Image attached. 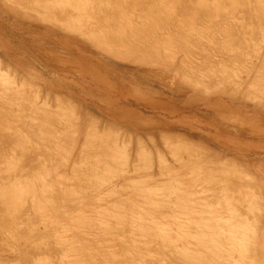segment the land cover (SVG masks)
<instances>
[{
    "label": "rangeland",
    "instance_id": "374dc122",
    "mask_svg": "<svg viewBox=\"0 0 264 264\" xmlns=\"http://www.w3.org/2000/svg\"><path fill=\"white\" fill-rule=\"evenodd\" d=\"M93 1L98 2V0H93ZM93 1L92 2L89 1L87 5H89V3L91 2L93 4V6H92V4H90V7L91 6L94 7V3H96V2L93 3ZM109 1H111L110 3H112V0H108V1H106V0L100 1L99 0V2H101V3H99V4L96 3V4L98 6H100V4H102L100 8L95 4L96 8L98 7L99 10L102 9L100 11V13H104V12H102V11H104L103 6H105L106 12L108 10L107 13H109V15H107L106 12H105V14H103V15H105V18L107 17L106 20L104 19V16L102 15V19H104L103 21H105V23H107V24H105L107 27L110 26V23H112L113 26L114 25L116 26L117 22H120V21H121V23L119 24L120 26L122 25L124 27H126V26L129 27V25H132L133 23L135 24V22H133L134 15H138V19L135 18L136 20L135 19L134 20L138 23L137 24L138 26H141L142 29L147 30V31H145V33L147 32L145 37H143L140 40H137L134 43L133 47L134 46L135 47L132 48L133 49L132 51H130L126 47V45H121L122 47H120V44L114 43V41H111V44L113 43L116 46L112 44L113 48H110V47H112V46H109L110 41L108 42V41H105L104 39H102V37H100L99 34H97V31L94 29L97 27V25L101 24L100 21L102 22V20H97V19L94 20V18L96 17L95 15H97L95 12H94L95 14L93 12H91V10H93L94 8H89L86 5L85 6L88 9L85 8L86 9L85 11L88 10L87 12H84L83 9H80V10H83L85 15H87V16L90 15V17H88V18H87V16H85L86 20H87L86 24L84 23L85 20H83V19L81 21H79L81 18H84V15H83L84 13L82 11H80V12H82V14L79 13L80 15L78 17L76 16L75 18H72L71 19L72 21L69 23L70 20L69 21L63 20L62 22L61 21L59 22L58 20H62V18L57 19L58 16L54 13H49L50 15L49 14L48 15H43V14L40 15L38 13H35V14H37V16L36 15L29 16V17L25 18V20L22 18L19 19V18L14 17L13 15L9 14L8 11L3 10V8H0V72H3L5 74L9 75V77L11 79L8 82L9 83L12 82L14 85L13 87L11 86L12 83L9 85L10 86V88H8L9 94L13 93V94H11V95H14V96H12L13 98L15 97V95H17L18 97L14 98L15 100H17V98H18V100H19V98H22L25 100V101H23L20 99L23 102H20L19 104L21 105V103H24L21 105L23 107H21V106H18V104H17V102H19L20 100L16 102V101H14V99L11 98L12 99L11 100L12 101L11 102L12 103L11 104L12 109L8 108L9 112H8V109L5 108L6 104L4 106L2 104L3 108H0L1 113H2V110L4 108L7 111L5 109L3 111L4 112L6 111L9 113V116L7 115L8 119L7 118L5 119L6 121L9 120L8 122L11 123L10 120L14 119V125L12 124L13 123V121H12L10 126L13 125L16 129V132H18V133H15L14 132L15 129H13V131H12V127L10 128V126L8 127L9 129L6 128L7 133H5L6 131L3 132L4 130L3 129L1 130V127H3L5 129L6 126H3V125L7 124L8 122L5 123V121L3 122V120H0V125L3 124L0 127V131L3 133L0 132V134H2L5 137V139L9 138L8 136H11L10 130L12 131V134L14 136L17 134L16 135L17 136V142L15 141L17 144L13 143L14 139L9 138L10 140L12 139L11 143L14 144L15 146H11V147H13L12 149L11 148H8V149L5 148L7 150H5L4 148L2 149V147H5V143H3L4 138H2V136L0 135V139H2L1 140L2 142L0 141V146H1V143H3L2 144L3 146L0 147V149H2V151H0V152L2 154H5L6 151H9V152L11 150L14 151L13 155H12V153L10 155L11 158L8 155L10 153L8 152V154H7V152H6L5 162H4V155L0 156L1 157L0 159L3 160V162H4L3 163L0 160V163H1L0 166L4 165V169L2 168V166L0 167V170L2 168V173L7 169V167H8V169H7L8 171H5V172L8 174L13 173V176L10 174L8 176H11V177H6L10 181V182H8V180L6 181V178H5V180H3L4 177L7 176L6 173L4 172L5 174H1V171H0V174L2 175V176L1 175L0 176H1V178H3L2 180L0 179V192H1L0 197L2 198V197L7 195L6 197L10 198L11 196H13L12 200L10 199L11 202H10V200H9V203L6 201L8 205H10L11 203H13L15 201L17 202V200H18L17 203L21 202L20 205H22V206L25 205V206H27V208H29V209H27L26 207L25 208L20 207V205L17 203L15 204L17 206H15L13 203L10 205L11 207L8 206L6 203L4 204L3 202L0 204L1 205L0 206V214H1L0 215V224H1L0 227L3 228V224L5 222H6V224H9V226L12 223L11 224L12 228H15L17 226L16 229L18 231L17 232L16 229H12V230H15V232H13V231H10L11 233L8 232L9 227H8V225L6 226V224H4V226L6 228H8V230H6L5 227L3 229H0V232H2V233H3L2 230H4V229H5V232L7 231L6 233L4 232V234L0 233V244H2L1 246L4 247V248H0V251L3 249H5L7 251L9 249V246L12 247L11 244L15 243V245L17 247L14 245L12 247V249L15 247L14 250L18 248L19 252H23V254L21 253L22 255L20 254L21 258L24 260L23 261L21 259L23 262L20 260L21 264H23L24 262H25V264H30V262H32L33 259L35 260V262L33 260V262L35 264H60V263L61 264H63V263L68 264L69 261H70V263H71V261L73 263L74 262L79 263V262H81V258L83 260L87 258V257L84 258L85 256L83 257L84 250L79 249V247H78L81 244L80 247L82 248V242H84V240H86V243L87 242H95V243H94V245L92 243H88V244L85 243L84 248H86V245L87 246L89 245L88 246L89 249H86L85 251L86 252L88 251V253L91 257L87 255L88 260H85L86 262L82 260L84 262V264H92V262H93V264H97L96 263L97 261H98V263L103 262L104 264H107V263L108 264H110V263L116 264L114 262H116L117 259H118L117 264H119L120 260H121L122 264H133L134 259H132V258L134 257L135 254H136V256L140 257L139 258V257L135 256L136 257L135 263L140 262V264H143V262H145L146 264H151V263L155 262L153 264H161V263L163 264L164 262H166L165 264H169L170 263L169 261L172 260V262H171L172 264L174 262L176 264L177 263L180 264L181 261H182L181 264H183L184 263L183 260L185 259L186 254H188V255H189V253H191L192 255L194 254V253H192L194 248H196V247H194V246H196L194 244H197V246H198L196 248L197 250H201V249L204 250L203 248L199 247V244L202 242V241H200L201 239H199V236L202 235L201 233H203V232H204V234H203L204 236L206 234H207V236L208 235L211 236V238L205 236L204 239L206 237L209 240L211 239L212 243L210 242V244H212V245L214 244V242L218 241L217 239L221 240V242L220 243L218 242V243L220 245L221 244L222 245L216 246L215 250L217 248H222L224 245H226L223 247L224 249H225V247L229 248L228 244L230 243L231 247H230L229 251L233 253L234 251H231V249L233 248L232 247L233 244L235 246V249H237L236 252L241 251V249H244L246 251L247 242H245L246 240H243V239H245L244 238L245 235H246V237L251 236V233H253L252 231L257 230L258 231L257 232L258 233L257 234V236H258L257 237V240H258L257 244L258 245H256L257 254L251 253V256L257 257V258H255L257 263H255V261L254 262L250 261L249 254L247 252H244V250H242L241 252L245 253L244 258L246 260H244L242 258V256H240L241 254L238 255L236 252H235V255H231V254H229L230 252L226 249L227 252H225V253H227L228 256L231 255L232 258H230V256L228 257L230 259H236L235 258L236 256H238V257L240 256L242 258V260H244L245 263H243L242 260H241V263H239V260H238L239 258H238L237 263H239V264H253V263L254 264H264V97H262L260 94H258L257 85H255L253 83L254 79H256V77H257V74L260 73L261 68L259 66H256V62H257V60H255L256 58L255 59L251 58L253 56V54H259V52L260 53L264 52V48H262V47H264V42H263L264 38L261 39L259 37L260 35L258 37L256 36V34L257 35L261 34V33H259L260 29L258 28V24H259V27L261 28L262 34H264V25H263V27H261V25L264 23L263 22L264 18L262 16H260V15H264L263 14L264 8H261V7H264L263 6L264 0H262V1L260 0L263 3V5L258 0H257L259 3L258 5L256 4L257 3L256 0L255 1H253V0H247L246 1L245 0L246 4H244L242 2L244 0H233V1H236L234 6H233V2H231L232 0L231 1L222 0L225 3L231 2V3H229V4H231L230 9H227L229 7V5L226 4L228 6V7H226L225 3H223L220 0H218V2L216 0V3H219V5H217V6H215L216 3L213 2L214 0L213 1L209 0L211 2V3L208 2L209 5L203 3L204 6H202L201 2H203V1H201V0H198L200 2L197 1L196 6H195L196 0H191V1H194L195 4L193 2H190V0H186L187 3L184 0H182V2H181V0H177L179 2L178 8H180V6H182L181 8L184 11L181 8L177 9V6H175V4H171V2H169L170 5H169V3L167 4V0H161V1H164V3L161 2L160 0H159V2H157L158 0H154V2L152 0H142V1L139 0L142 4L139 3L138 0H130V1L124 0L123 3L126 6L129 2L133 4L132 5L133 7L131 6V4H128L129 5L128 8L131 7L130 10L134 12V15H133V12L131 13L130 10L125 6L129 10L128 16H130L131 19L128 18L127 13H125V11H121L122 8L124 9V5H122V2H120L121 4H119L122 6H119L117 4V7H116L115 6L116 0L114 1L115 5L113 3L110 4ZM117 1L119 2L120 0H117ZM127 1H128V3H126ZM168 1H172V0H168ZM173 1H176V0H173ZM240 1H241V3H240ZM105 2H106V5L104 4ZM151 2L153 4H151ZM155 2H157L158 4ZM180 2L182 4H180ZM183 2H184V4H183ZM237 2H239L241 4V6L239 3H238L239 5H238ZM247 2L248 3L254 2V3H251V4H253L252 6H246L248 4ZM150 4H151V6L157 5V7H159V4H161L163 7L165 6L164 9H166V10H163L164 14H161V13H163L161 11H156L158 9L161 10L160 8H157V9L155 8L156 10L152 9L154 6L150 7ZM190 4H192L193 7ZM210 4H212V5H210ZM221 4H224V5L221 6ZM251 4H249V5H251ZM255 4L257 5V8H256ZM173 5H174L175 9L172 7ZM205 5H207L209 8H211L213 10L211 11L210 9H207V7L204 8ZM242 5H245V6L242 7ZM109 6H111L110 9H112V10H113L112 7L115 6L116 10H115V8H114V10L116 12L118 10H120L119 11L120 13L118 12V15H117V13L114 10L109 12L110 11L108 8ZM186 6L188 7L189 11H188ZM189 6L192 9H190ZM199 6H202L203 8L199 7ZM235 6L237 8H240V10H242V11H240L237 8L235 9L234 8ZM258 6H260V7L258 8ZM119 7H121V9ZM141 7L143 9L145 7V9L143 10ZM163 7H162V9H163ZM252 7H253V9H252ZM96 8H95V11L97 12ZM149 8H151V11L147 10ZM198 8H200V9H198ZM216 8H217V10H215ZM89 9H90V14H87L89 12ZM167 9L169 12L172 11L171 13L167 12L169 14L168 16H166L167 13H165L167 11ZM218 9L220 12L218 11ZM231 9H233V10H231ZM257 9H259L260 11ZM56 10H53V12H55ZM145 10H147V13H145V15L147 16L149 14L148 16L151 17L150 20H149L148 16H147V18H146V16H143L144 12H146ZM152 10L156 11V12H154V14L156 16L152 13ZM179 10H182V11H179ZM193 10L194 11L196 10L197 13H196V11L192 13L191 11H193ZM222 10H223V13H222ZM229 10H231V11H229ZM185 11H186V13H185ZM224 11L226 13H224ZM257 11H259V12L257 13ZM56 12H59V11H56ZM114 12L116 13V15L114 14ZM200 12H201V14H200ZM204 12H206V13H204ZM251 12H253V13H251ZM254 12H255V14H254ZM112 13H113V16H110V15H112ZM219 13H220V15H218ZM221 13L223 14V17H222ZM52 14L54 16L55 15L56 16L55 17L53 16V18H52ZM119 14H121V15L124 14L125 17L121 16V20L117 19L118 20L117 21L115 19L116 23L113 22L112 20H114V19H112L111 17H113V18H115L116 16L119 17L120 16ZM249 14L251 15L250 17L248 16ZM256 14H257V17H256ZM92 15L95 17L93 18ZM139 15L142 16V18L139 19V17H140ZM162 15H163V17H161ZM91 16L93 19L91 18ZM108 16L111 18V20L110 19L109 20L112 21V22H109V24L107 21L109 18ZM126 16H127V19H126ZM49 17H51V20ZM118 17H116V18H118ZM135 17H137V16H135ZM152 17L155 18L154 21H153ZM159 17H161V18H159ZM230 17H232V18H230ZM89 18H91V19L89 20ZM96 18L101 19V14L98 13ZM55 19H57V20L55 21ZM156 19H159L158 20L159 23L155 22ZM245 19H247V20H245ZM252 19H253V21H252ZM129 20H131L133 23L132 22H131V24H130V22L128 23L127 21H129ZM245 21H247L248 23ZM259 21H260V23L261 22L262 23L260 24ZM140 22L142 24L145 23V25L144 24L139 25ZM252 22H254V23L252 24ZM59 23H61V24H59ZM76 23H77V25H76ZM80 23H82V24L84 23L85 25L84 24L80 25ZM156 23H158V24H156ZM74 24L77 27H75ZM172 24H173V26H172ZM174 24H176V26ZM119 25H117V26H119ZM82 26H84V27H82ZM167 27H169L168 30H167ZM237 27H238V29H237ZM256 27H257V30H256ZM229 28L232 30V32L230 31ZM225 29H226V32L228 34H230V35H228L226 33L225 35L226 36L228 35L227 37H225L224 33H223V32H225L224 31ZM233 29H234V31H233ZM178 31H179V33H178ZM254 31H257V32H254ZM245 32L246 33L250 32L252 34L251 35L249 33L246 34ZM253 35L257 38H260V39L254 38ZM229 36H231V37L233 36L232 37V39L234 38L233 42L231 39H230L231 42L229 41V39H228ZM246 37H247V39H246ZM262 37H264V36L262 35ZM99 38H101V40ZM155 38H157L159 40L158 43H156L157 40ZM153 40L154 41L156 40V41L154 42ZM190 40H191V42H190ZM257 40H258V43H257ZM99 41H101V44H103V45H101ZM97 42H99V43H97ZM104 43H106V44L109 43V45L107 46ZM233 43H235V44H233ZM241 43H243V44H241ZM259 43H261V46H260V48L259 47L258 48L259 49L262 48L263 49V50L261 49L262 52H261V50L256 49L254 47L255 45L257 47V44L259 46ZM230 44H231V46L233 45L234 47L236 46L237 48L235 47V49H232L234 47H231V48L226 47L227 45L230 46ZM104 45H106V48ZM250 45L251 46L253 45V46L251 47ZM247 46H249V48ZM251 48H254L255 50H253L251 52L250 51V50H252ZM236 49H238V50H236ZM248 51L250 52L251 55L249 54ZM106 56H109V57H106ZM224 57H226V59ZM40 58H41V60H40ZM43 59H44V61H43ZM220 63H222L224 65H220ZM164 65H166V66H164ZM142 66H144V67H142ZM163 67H165V68L163 69ZM122 68H124V69H122ZM166 68L169 70H172V71L171 72L167 71V70H165ZM128 70H129V72H127ZM124 71H125V73H124ZM149 71H150V73H149ZM197 71L199 72L198 75H196ZM201 71H202V73H201ZM131 72H133L132 75H130ZM151 72H153V73H151ZM154 73L156 74V77H155ZM207 73L213 74V75H211L210 78H206L204 80L202 76H204L203 74L207 75ZM157 75H158V77H157ZM199 76H201V77H199ZM200 79H203V80H200ZM170 80H172V82ZM212 80H213V83H212ZM195 87H196V89H195ZM16 88H17V92H15ZM11 90H14V92H12ZM19 94H21L22 97ZM24 96H25V98H23ZM13 103L18 106V107L15 106V108L21 107L20 109H22V108H25V109L21 110V112H20V109L13 108V106H14ZM206 103H208V104H206ZM9 104L10 103H7L8 107L11 106ZM25 105L30 106L31 111L27 110V109H29V107L25 106ZM61 106H64V108ZM68 107H71L72 109H70ZM37 108L43 109L44 111L49 113V115L47 116V117H49V119L46 118V119H48V120H46L44 118L45 120H43V121H44V125L46 124L44 126L45 129L46 130L49 129V131H46V132H51L52 129H56L54 132L52 130V132L50 133V134L53 133L52 138L49 136H46L44 138L42 136V134H40V135L38 134V132H37L38 128H35V126L38 127L37 124L41 125L43 121L41 120L40 117H37V114H36ZM10 110H14V112H15V114L13 113L15 116V117L13 116L14 118H10L12 116L11 115L12 113ZM28 111H30V112L27 113ZM1 113H0V117L3 116V115L1 116ZM30 115H32V116H30ZM25 116H26V118H25ZM0 119H3V118H0ZM37 119L40 120L41 123L38 122ZM27 120H29V121H27ZM26 121L29 123H27ZM48 121L53 125V127L50 126V124H48L49 123ZM7 126H8V124H7ZM24 126H26V127H24ZM47 126H49V127H47ZM22 127L25 129L27 128V129H31V130L26 129L27 131H24V129H22ZM58 130L61 131V133ZM56 131L60 135L63 133L62 135L65 139H63L62 136L60 137V135H59L60 138L56 137L55 136ZM158 131H160V132H158ZM4 133H5V135H4ZM8 133H10V134H8ZM18 134H21V135H18ZM46 134L48 135V133H46ZM33 135L34 136L36 135L37 138L39 136H42V137H40L41 139L39 138L41 141L38 140V142H37V140H36L37 138H35ZM14 136H11V137H14ZM50 136H52V135H50ZM54 137L56 138V140L52 141V142H55L56 145H58V146L54 145L51 142V140ZM42 138H44V139L49 138L48 139L49 141H46V142H47V144H50L48 142L52 143L51 145H53L52 150L54 153L49 148L50 146L44 143L45 140ZM57 139H62V140L57 141ZM10 140L6 139V141H4V142H6V144H7V142ZM30 143H33V144L37 143V145L35 146V145L30 144ZM8 145H10V143ZM32 146H35L36 148H34ZM115 146H116V149H115ZM16 147L19 150H17ZM110 148H111V150L113 148L114 151H109V152H112L113 154L116 153L113 157H116V155H118V154H119V157H122L119 159L120 162L116 161L117 164L113 160L114 159L113 157H112L113 161L108 160L106 158L109 155L108 149H110ZM9 149H11V150H9ZM30 149H31V153L29 154L28 152H30ZM3 150L5 152H3ZM104 151H106L107 154ZM26 152L28 153V155ZM47 152L48 153L51 152L50 153L51 155L50 154L46 155V154H48ZM100 152H104V155H101L103 153L100 154ZM25 153L28 156V158H27V156L25 157V155H24ZM112 153H111V155H112ZM121 153H122V155L123 154L124 155L121 156ZM21 155H24V158L28 159L26 161L30 162V163L25 162L26 163L25 167L28 166L27 168L23 167L25 165L24 162H23V165L21 163L24 158H22V161H20L21 160L20 157H23ZM93 155H95L94 159H93ZM98 155H100V156H98ZM111 155H109V156L111 157ZM32 156L35 159H33ZM140 156L141 157L143 156V157L140 159ZM6 157L7 158L9 157V158L7 159ZM45 157H47V159ZM144 157L145 158L147 157V160H149V158H150V160L147 161ZM44 158H45V160H44ZM98 158H101V159L99 160ZM103 158H104V160H105V158L107 159V163L104 167H106L107 165H108V167L112 166L111 165V164H113L112 162H114V164H116L117 167L119 166V164H124V166L121 165L122 167L121 166L118 167L119 173H118L117 169L115 171H114V169H113V171L111 170L112 172H110V173H109V171L104 169L105 171L108 172V174H110V175H107L105 173L107 179H104L105 177H103L104 175L101 176V173L104 172L103 171L104 167L102 168V165H103V163L105 164L106 160L104 162H102ZM116 158H115V160H117ZM18 159H20V160H18ZM40 159H42L41 161H44L43 162L44 167H43V169L41 167V170L38 169V168H40V166L38 167L36 165L37 162H38V165H40V164L42 165V163L39 162ZM13 160L15 162H13ZM108 161H110V162L112 161V162L108 164ZM96 162H97V164H98V162H99V164L102 162L101 163L102 165L101 164H100V166L97 165L98 166L97 167L95 165ZM19 163H21V164H19ZM8 164H9V166H8ZM27 164H30V165L32 164V165L30 166ZM144 164H146V165L149 164V165L147 167ZM18 165H19V167L21 165V168L23 167L22 168L23 170L20 171ZM48 165H49V167L47 168ZM229 165L230 166L232 165L231 166L232 171L227 170V168H225V167H229ZM34 166L35 167L37 166L38 168L36 167V169H38V170H36L34 168H32V169L30 168V167H34ZM51 166H52V168H51ZM92 166H93V168H92L93 170L96 167L98 168V170L95 169V171L92 172V175H93V173L95 175V179L97 178L96 180H94V178H92V175L89 173L90 172L89 168ZM100 167H101L102 171L100 170ZM200 167L202 170L205 169L204 170L205 172L203 171L204 174H203L202 170L200 169ZM232 167L235 168L234 171H233ZM28 168H30V169H28ZM196 168H197V171L200 170L198 172L199 174L197 172L195 173L196 170H194V169H196ZM224 168L226 171H229V173L231 171L232 175L231 174L229 175L228 172H227V174H225L226 171H223ZM16 169H17V172H16ZM24 169H25V172L27 175H28V172H31V170H33V169H34L33 171H35V173L37 171L38 172L36 174L33 172L29 173V174H32L33 177H30L31 175H29V177H27V176H25L26 175L25 174L23 176V179H22V175L25 173ZM140 169L141 170L143 169V171H141ZM99 170H100V172H99ZM108 170H110V169L108 168ZM96 171L98 173H100L99 174L100 176L97 174L98 176L96 177V174H95ZM193 171H194V173L192 174ZM237 171L239 172V174ZM18 172H19V175H18ZM233 172H235V173L233 174ZM21 173H22V175H21ZM112 173L114 174V176L112 175ZM128 173H129V175L130 174L131 175L129 176ZM205 173L209 175V176H207V177H209L208 181H207V177H205ZM222 173H224V174H222ZM16 174H17V176H15ZM226 175H228V178H226ZM107 176H109L110 179ZM233 176L234 177L236 176L235 178L238 180H236ZM197 177H198V179H197ZM31 178L34 180H30ZM45 178H46V180H45ZM48 178L49 179L51 178L50 181L52 183L54 181H56V182L53 183V185H52V183L49 181ZM62 178L64 179V181H62V182H65V184H66V187H65V184L63 185V189H64L63 193H61L62 191L59 190V189L62 190V188H60V187H62L63 183L62 182L60 183L58 181V179L61 180ZM188 178H189L188 181H190V182L187 181ZM200 178H202V179H200ZM230 178H232V180L234 178L235 180L232 181ZM100 179L103 180V182H105L106 184H104V185L102 184L103 185L102 186L101 183H103V182H101ZM193 179H194V181H193ZM222 179H223V181H222ZM225 179H229L228 182L232 181L231 184L229 182V185L233 186V183H234L233 188L234 187L235 188L233 189L232 186L227 185L228 182ZM21 180L22 181L24 180L25 182H22ZM97 180L101 183H99V182L96 183ZM142 180L143 181L146 180L147 181V182L145 181L146 184ZM5 181L8 182L7 185H9L11 183L9 185L10 187H7V189H6V187H4V186H6ZM107 181H109V182H107ZM137 181H138V183H137ZM237 181H239V182H237ZM1 182H3V183H1ZM57 182H59V185H61V186H58L59 188L56 186V184L58 185ZM78 182L81 184V186H79L80 184L78 185ZM94 182L96 183L94 185L95 187L93 185H91V184H94ZM187 182H188V184H187ZM199 182L202 184L200 187H198V185H200ZM139 183L141 186L136 185ZM33 184L38 185L39 190L41 189V187H43V189H41L43 191V193L41 192L42 195L45 193H48V191H51L50 193H52L53 189L51 186H53V188L56 187V190H59V192L61 193V196H62V194H64L65 197L62 198L63 196L61 197L59 192H57V191H56V193H58V194L56 197V194H54L55 189L53 192V196H48V194H45L44 196L40 197V198H43L41 200L46 199L45 201L52 199L51 202L49 201L50 204L48 202V205H51V207H48L47 202L45 204V202H42L39 199V195H40L39 193L37 194L34 192H29V190L33 187ZM44 184H45V186H43ZM110 184H111V186H110ZM128 184H130V186L132 188H130V186ZM148 184L150 186H148ZM170 184H171V186H169ZM192 184H195V185H192ZM235 184L237 186L241 185L242 189H243V187H246V189L248 187V189H250L252 191L248 190L246 192L245 188L242 190L240 186H239L240 188L236 187ZM75 185L79 186V188L74 187ZM191 185H192L193 189L191 188ZM1 186H3V187H1ZM82 186H84L85 188H83ZM92 186L94 188L91 189ZM135 186L139 190L135 189ZM48 187L50 188L49 190H48ZM67 187H69V189L71 187V189H72V190L70 189V191L67 192L68 195L65 192V190L68 191ZM99 187H100V189L98 190ZM105 187H106V189H105ZM114 187H116V188L114 189ZM148 187H149V189H148ZM159 187L165 188V189H161V190L157 189L156 190V188H159ZM172 187H174V189L177 192H179V189L178 190L176 189L177 187L182 188V189H180V191L183 190V191H181V193L182 192L185 193L186 192L185 189H187V194H190V195H187L186 193H185L186 195L184 194V196L180 195L181 193L180 192H179V194L176 193L175 190L171 189ZM190 188L192 189V191L194 190V193H196V194L192 193ZM236 188L239 190L238 194L242 190L241 196H238L237 194L234 193L235 190L237 191ZM74 189H80V192L78 190L76 192V190H74ZM94 189H96L95 191L97 193L99 192L97 195H102L103 193H104V195H106L105 191L110 189L109 190L110 195L108 192H107V194L111 197L108 196L109 198L107 200V197L105 196L106 198L103 197L104 200H101L102 196H100V197L98 196V200L100 201L99 205H98L97 195H95L96 198L94 195H92L93 193L96 194V192H93V193L91 192V191H94ZM111 189H113V191ZM140 189L143 191V194H141L142 192L141 193L139 192ZM253 189H255V190H253ZM134 190L138 193L137 194L138 196L142 195L141 199H140V196H139V198H137L138 196L136 198H134L136 196V194L134 193ZM146 190H148V192L150 190H153V191H151L152 193L149 192L152 195L150 196L149 193L146 192ZM172 190H173V192H175V194H173ZM83 191H85L88 195L87 194L85 195V192H83ZM158 191H160L161 193ZM170 191L172 193V195H170V196L171 197L174 196L173 198H170V196L167 195L168 192L170 194ZM221 191L223 193H219ZM4 192H6V193H4ZM8 192L10 194H8ZM19 192H21L23 194H21ZM118 192H120V196L117 195V194H119ZM202 192H204V193H202ZM228 192L230 193V195ZM243 192H245V193H243ZM257 192H259V193H257ZM13 193L15 195H17L16 199H14L15 201H13V198H14ZM16 193H19V194H16ZM69 193L71 195L74 193L73 195H75V196L73 197V195L71 196V195H69ZM80 193H81V195L84 194L82 196L83 198L79 195ZM89 193H91V194H89ZM113 193L117 197L114 196ZM132 193H134L133 194L134 197L132 196ZM147 193H148V196H150V198L148 196L146 197L144 195V194L147 195ZM155 193H157V195ZM159 193L161 194V196L158 195ZM226 193H228V195H226ZM30 194H31V197L33 196V194L35 196L37 195L38 197H35V196H33L32 198L30 197L31 198V202H30V201H28ZM176 194L180 195V199L178 198V200H176V197H177ZM199 194H200V196H199ZM214 194H215V196H214ZM249 194L250 195L252 194V197H253L252 199L250 198ZM255 194H256V196H255ZM27 195H28V197L27 198L25 197L27 200L26 201V200H24L23 197L27 196ZM49 195H51V194H49ZM54 195H55V198H53ZM91 195L94 196V199L96 201L94 199H91L92 198ZM153 195L154 196L156 195L157 197L160 196L159 199L161 197L163 198V196H166L164 198L166 200H164V199L159 200L160 202L162 201V203L164 201L163 205H162V203H160L161 207H157L158 202H156V201H158L157 200L158 198L156 196L154 197ZM194 195H197V196L195 197ZM219 195H220V197H219ZM223 195H224V197L225 196H227V197L224 198V197H222ZM46 196H47V198H46ZM131 196L135 200L131 199ZM144 196L146 197L145 198L146 201H145V199L142 198ZM168 196H169V199H168ZM191 196L194 197L193 200L191 199L193 202V206H192V204H190V203H192L191 200H188V199L192 198ZM233 196H235V198ZM6 197H4L5 199H3V198L2 199L4 201L8 200V199H6ZM84 197H86L85 198L86 201H84L85 200ZM183 197H186L185 199H187V200L183 201L184 202L183 206L188 205L189 208L191 207V212H190L189 208H187V207H185V208H187L186 209L187 211L185 209L178 210L177 208H179V209L183 208V207L180 208L182 206V203L180 206H179V203H176V205L174 204L175 201L179 202L180 200H182ZM200 197H202V198H200ZM231 197H232V199H231ZM236 197L239 199H237ZM240 197H243L244 199L240 198ZM33 198H34V200H33ZM148 198L151 202L147 200ZM21 199H23L24 202H23V200L21 201ZM37 199L40 201L41 204L38 202ZM53 199L55 200V202ZM119 199H121V204H122V205L120 204L121 209H124V206H123L124 201H122V200H125L124 205L126 206L129 204L128 207H130V208L132 207L131 203L135 202L133 204L134 206L136 203L137 204L140 203L139 211L137 210V208H135L136 210H134V211H136L135 212L136 214H137V212H138V214H141V213L143 214V212L146 209H148V211H150L152 209L149 212L150 215H153L154 213H155V215H158V214H156V212L158 213V211H159L158 208H161L162 210L160 209V212L164 213V214L161 213L164 217H162V215L161 216L158 215V217L160 218L159 219V218H157V216L156 217H155V215H153V216L156 219H158L156 221L157 223L161 222L163 220L161 222L162 224H160V223L157 224L153 220V222L155 223V224L153 223L154 226H151L152 221L150 222L151 224L149 223V225H147L148 223L146 224L144 222L147 226H149V227L151 226V228H149V229L145 228L147 230L141 229V231H140L139 228L141 226L143 227V225H144V223H143V225L138 226L139 228L136 229V226H135L136 224L134 226L131 224L132 222H133V224L136 222V221L135 222L131 221L132 219H135V217H131L133 214L130 215L131 214L130 211H132V210H129L128 207L125 208V209H128L125 212H123L124 210L123 211L120 210V207L118 210L117 205H119V201H118ZM129 199H131L132 201ZM142 199L145 202H143ZM154 199H156V200L154 201ZM170 199L171 200L174 199L171 201L172 205H169ZM217 199H221L224 202V206L226 207V209L227 210L229 209V212H227V213H229V216H227L228 214L226 216H216L215 213L212 212V209L209 206L210 201H213V200L215 201ZM240 199L245 200V201L243 202ZM126 200H127V202H129V201L130 202L127 204ZM205 200H206V202H205ZM81 201H82V204L80 203ZM91 201L93 202V204L97 203L98 207L96 206L95 207L96 209L94 208L95 205H93L91 203ZM102 201L105 204L101 203ZM238 201L239 202L241 201L240 203H241V206H243V208L246 207V206L244 207V205H248L246 208L250 207L249 204H246L249 202H251L250 204L253 205L252 207H254V205H255V207H254L255 209H258L259 207H261L258 209L259 212L257 213L261 217L260 216L257 217L256 216L257 214L255 215V213L257 211V210L255 211V209H253L254 211H252V212L248 211L251 209H246L244 212V209L241 208ZM26 202H28L27 205H26ZM52 202L54 204L55 203L56 204L54 205ZM58 202L61 204H59ZM87 202H89V203H87ZM147 202H148V205H147ZM166 202H167V205H164ZM201 202H202V204H201ZM203 202H205V204L208 205V207L206 205H204ZM228 202L232 203V205L229 204ZM79 203H80V205H79ZM149 203H150V205H149ZM151 203L153 206H156L158 210L156 209V207L151 206ZM155 203H157V204L155 205ZM185 203H186V205H185ZM32 204H34V205H32ZM87 204H89V205L87 206ZM35 205H37V207L34 209L35 210L37 208L40 209L41 214L38 213V211H37L38 209L36 210V212H37L36 213L35 210L31 208V207H34ZM38 205H39V207H38ZM57 205L59 206V207H57V211L58 212L61 211L59 214L55 213L56 212L55 209H56ZM85 205L87 207H89L91 205L92 211H93V209H94V211H96L99 208V206L101 208H99L94 213V211L91 212V210L89 209L90 207H89V208H87L89 211L87 209L84 210L87 213V214H85L84 211H82V209H81L82 206H84L83 209H85L86 208ZM109 205L111 208H112L111 205H116V206H113V208L116 207L113 209V212H115V210H116L117 212H115V213L120 215L119 216L120 218L117 217V215H113L111 217L109 216V213L112 211V209H111V211H109L110 210V207H108ZM143 205H145V206H143ZM173 205H175V207ZM256 205H257V207H256ZM28 206H30V207H28ZM61 206H63L62 208H64V210H59V208L62 209ZM69 206L71 207L70 208L71 210H73L76 207V209L73 210L75 212L71 211L72 215L70 213H68V212H70ZM104 206H105V208H103ZM122 206H123V208H122ZM134 206L132 209H134ZM168 206H170L172 208L174 207L175 209L169 208ZM1 207L3 208V210L1 209ZM40 207H42V208H40ZM47 207L49 209H47ZM52 207L54 209H52ZM135 207H137V206H135ZM201 207H202V210H204V211L200 210ZM228 207H230V208H228ZM141 208L144 211L141 210ZM144 208H146V209H144ZM153 208L156 210H154ZM195 208H196V211L192 210ZM4 209L5 210L7 209V212H9V215H8V213L5 211L6 214L8 216H10L9 218H8V216L3 214ZM79 209L81 210V212ZM163 209H165V210H163ZM176 209L178 212L176 211ZM206 209L208 210V214L211 216V218H210V216H208V214L207 215L205 214ZM17 210L19 211V213H17L18 215L16 213L11 214V212H15V211L18 212ZM105 210L107 213L109 212L106 215H104L106 213ZM207 210H206V212H207ZM230 210L233 213L230 212ZM42 211H43V213L45 211L46 214L49 215V217L52 219H50L48 216H46L45 213H44V215H42L43 214ZM49 211H51V212H49ZM62 211H68V212H66V214L63 212V214H65V215L70 214V216L65 217L64 215H60V214H62ZM98 211L100 213H97ZM103 211L105 213H103ZM127 211H129V212H127ZM198 211H200V212H198ZM209 211H211V212L209 213ZM236 211H238V213L240 215L238 213H236ZM247 211H248V213H247ZM145 212H147V210ZM145 212H144V214H145ZM160 212H159V214H160ZM175 212H177V213H175ZM179 212H180L181 216L179 215ZM186 212H187V214H185ZM192 212H197V215L193 216L194 213H192ZM202 212L204 213L203 217H202V215H199ZM32 213H34V214L32 215ZM35 213L37 214L36 215L37 217L40 214V215H42L43 218L45 216V217H48L52 221L48 220V218H44V219L48 220L47 222L43 221L42 217H40V215H39V217L41 219H38V218H36ZM101 213H103V215ZM120 213H122V215ZM123 213L124 214L130 213V214H126V215H130V216H126L127 219H125V218L121 217L124 215ZM190 213L192 216H190ZM211 213H214V214H211ZM259 213H261V214H259ZM23 214H26L27 218H30L31 216H32V218L29 220H26V218L22 219V218L26 217ZM74 214H79V216L80 215L82 216V214H83L84 217L86 216L87 219L90 220L87 222H91L90 218H92L93 219L92 224L88 223L90 226L93 225V221H95V219H96L97 222L94 223L95 225L91 226V228L95 226L96 230H95V228H93L95 231L93 230L90 232L89 231L90 227H88L89 225L86 227L87 223L84 225L82 223V225L85 226V229L89 228L88 230H85L86 231L85 232L84 229H82L84 227H82L80 224H77V223H81L80 220H83L82 222H84V219L86 217L83 218V216H82V219H79L80 222H77V220H78L77 216L78 215L75 216ZM165 214H166V218H165ZM172 214H176V215H172ZM233 214H235V216ZM28 215H31V216L28 217ZM87 215H89V217ZM169 215L170 216L172 215V216L169 217ZM205 215L207 217H209V219H207V217ZM250 215H253L255 217V219L257 218V221H255L254 217H252ZM12 216H14V217H12ZM63 216H64V218H67V219L68 218L71 219V216L74 217V220H71V221L69 220V222L71 223L72 221L76 220L75 224H73L74 222L71 223L72 225L75 226V228L73 226V228L75 230L69 229L70 228L69 222H68V224H66L68 220L66 219L67 220L66 221V220L60 218ZM102 216H109V217L106 218V217H102ZM133 216H135V215H133ZM141 216L138 215L139 219L141 218ZM153 216H151V217H153ZM240 216H241V218L242 217L243 218L241 219ZM17 217L18 218L20 217V218L18 219ZM94 217H95V219H94ZM112 217H114V218L110 219V220H113V224L110 225V223L112 221H110L108 218H112ZM143 217H144V215H143ZM145 217H147L148 220L149 219L151 220L150 216L148 218V216L145 215ZM186 217L192 221V223L190 222V224H192V225L187 223L188 219ZM216 217L219 219H217ZM59 218L61 220H57ZM115 218L117 219V221L114 220ZM129 218H132V219L129 220ZM169 218H170V220L173 221V223L170 222V224H169V221H168ZM220 218L222 219V221L220 220ZM223 218L227 219L228 223H227V221H224L225 219H223ZM21 219L24 222V224L22 223L23 225L26 224L25 221L27 222V225H28L29 221H31V220L35 221V219H36L35 222L32 221V222H34L33 224L35 225L36 222L38 224L39 223L40 224L34 228L30 227V225H32V224L28 225L30 228H28L27 225H25V227H23L22 224H20L22 227L19 226L20 227L19 228L17 223H19L18 220H21ZM118 219H120V220H118ZM195 219L197 221H195ZM229 219H230V222H229ZM238 219L239 220L241 219V220L239 221ZM243 219H248V220L253 219L255 221V222L253 221L254 225L253 224L252 225L247 224L248 226L251 225L253 227L251 229H248V226L245 224L246 222L251 223L252 220H249L250 222L245 220L246 221L245 222ZM38 220H39V222H38ZM99 220L101 221V223L103 221L105 223L103 222L102 223L103 225H101ZM105 220H107V221H105ZM128 220H129V222H128ZM135 220H137V219H135ZM148 220H145V221H148ZM7 221H8V223H7ZM64 221H65V224L63 223ZM198 221L200 222V224L202 222H204L202 224V226L199 225V228L204 227V230L206 229L205 231L200 230L196 226L197 223L199 224ZM211 221H217L218 222V223L217 222L215 223L216 227L214 226L213 222H211ZM219 221H221L222 223H220ZM14 222L16 225L13 224ZM32 222H30V223H32ZM48 222L51 223V225H52L51 227L53 229L49 226L50 224H47ZM59 222H60V225H59ZM85 222H86V220H85ZM121 222H122V224H123V222H126V224H123V225H125V227L121 224ZM137 222H138V220H137ZM142 222H141V224H142ZM163 222H166V223L163 224ZM237 222L240 225L243 222H245L244 224L246 225V227L244 226L245 228L244 227L243 228L244 229L247 228V230L245 232L250 230L249 234L245 233V232L242 233L244 229H241L242 232H240L239 230L236 231L237 227H240ZM37 223H36V225H37ZM108 223L110 225V227H109L110 229L109 228L107 229V226H109ZM128 223H129V225L131 224L132 226L127 225ZM138 223L140 225V220ZM167 223H168L169 227H172V231H173V228L176 230L181 228L182 230H180V235L177 231H176V233H174L175 231L172 232L171 229L169 230ZM223 223H225V224H223ZM229 223L232 224L233 226L230 225ZM106 224H107V226H106ZM120 224H121V226H119ZM186 224L187 225L189 224L188 225L189 227ZM46 225L54 231L50 230V228H48ZM61 225H64V226L67 225L68 227L66 228V227L61 226ZM72 225H71V228H72ZM96 225L97 226L100 225L99 228H97ZM117 225L120 228H122V226H123L124 229L126 230V232H124L123 228L121 230L119 228L118 234L120 237L117 236L118 235L117 231L116 232L110 231L111 229H113L115 227L118 229ZM146 225H145V227H147ZM160 225H163L165 228L163 226L160 227ZM166 225H167V228H166ZM173 225H174V227H173ZM227 225L228 226L230 225L229 227L232 228L233 230L232 231L228 230L230 228H227L226 227ZM26 226H27V229H32L30 231L32 234H34V236H33L34 238L32 237V234H30V232L27 231ZM77 226L79 228H81V230H79ZM101 226L102 227L104 226L103 230L105 228V230H106L105 233L107 231H108V233L104 234L103 230L102 231L100 230L101 233L99 231L97 232V229L98 230L102 229ZM181 226H183V227H181ZM58 227L61 228L60 232H62V234L63 233L65 234V235H62L61 237H59L60 239L63 238L62 239L63 241L60 240L61 242L58 240V237H56L57 239L54 237L56 235L53 236V234H55V233L57 234L59 232V231H57L59 229ZM126 227H128V228L126 229ZM129 227H131V229ZM178 227H180V228H178ZM187 227H188V229H187ZM217 227H218L219 231H218V229L216 230ZM10 228H11V226H10ZM207 228H209V230ZM211 228H213L214 230H212ZM254 228H256V229H254ZM33 229L36 231V234H35ZM65 229H69L68 232L70 234H68L67 230L65 231ZM128 229L130 230V232L132 231L131 232L132 235L129 231H127ZM162 229H163V231H166V235L168 238L172 237L170 239L171 241H172V239H176L178 241V242L176 241L173 245V244H171V241L169 243V241L167 240L168 238H166V235L164 234L165 235L164 236L162 234L163 237L167 240L166 241L164 239L165 245L167 244L166 242H168L169 246L171 245L170 248L168 245H166L167 247H164V249H166V248L168 250L171 249L172 254H170V252H169L170 250L169 251L167 250V253H165L166 251L163 252V250H164L163 247H160V246H162L161 244L164 242V240H161V239L159 240V236H161V234L160 235L158 234L159 236L157 237V231L159 233L160 232L162 233L163 232ZM197 229H198V231H197ZM25 231L28 232L29 236L27 235V233H25ZM83 231H84V233H83L84 235L83 234L81 235V233ZM153 231H154V233L156 231V233H155L156 236L153 235L154 234ZM181 231H184V233H187V232L189 233V235L188 234L184 235L185 240H182V238H181L183 235V233ZM199 231H201V232L198 234ZM208 231H210V232H208ZM222 231H224L223 232L224 234L223 233L220 234ZM16 232H17V234H16ZM22 232H23V236H25V237H23V236L21 237ZM50 232H52V234ZM60 232L58 233L59 235H61ZM87 232H89V233L93 232L94 234H92V236H91V234H88V235H90V237H88L87 234L85 235V233H87ZM109 232H110V234L113 233L112 235L115 234L116 237H114L115 236L114 235L113 236L114 238L112 237L110 239V237L112 235L109 236L110 235ZM225 232L227 234H229L228 236H231V238L235 239L238 243H240V240H241L240 238L243 237V239H242V241L244 242V244H242L243 246L239 245L238 243H234L235 242L234 240H233L234 242L231 240L232 242L228 241L229 243H226L224 240H226L225 238H228V237H226ZM9 233L11 235H13L12 233H14V236H12V238H11L12 241L10 239L11 236ZM39 233L41 234L42 239H41V236H37V235H39ZM75 233H77L78 236ZM97 233H99V234L97 235ZM102 233L104 235L109 234L108 235L109 237L102 236L101 235ZM122 233L125 237L126 242L123 239L124 237H121ZM126 233H130V235L126 234ZM138 233H139V235H138ZM142 233H145V234L148 233L146 235L147 237L145 236V234L143 235ZM193 233H195V234H193ZM15 234L18 236H16ZM49 234L51 235V237H49ZM58 234H57V236H59ZM176 234H177V236H175ZM30 235H31V237H30ZM75 235L78 238L80 236H82V237L85 236V238L82 242H81V240H78V238H76L77 241H75V240L69 241L68 240V239H72L71 237H74V239H75V237H76ZM149 235L152 237L155 236V238L156 237L158 238L155 240V238L153 237L155 240L154 244H150V246L147 245L150 248L152 247L151 249L146 248L147 252L149 251L148 253H150V251L153 252L151 259H150V256L148 257V255H146L147 254V252H145L146 249L142 245L143 244L142 242H144V241L147 242V240H148L147 238H149V240H153V238L151 239L149 237ZM192 235L193 236L197 235L198 238H196L195 236H194V238L199 239V240H197V242L200 241L199 244L196 242V240L194 241ZM221 235H223V237ZM224 235H225V238H224ZM7 236H10V237H9V240L6 239L7 240L6 241L4 239ZM94 236H98L97 237L98 239L96 237H95V239L99 243H97L95 241V239L93 240ZM133 236L134 237L145 236L147 240H145V237L142 238V239H144L142 241L139 238L135 239ZM186 236H187V238H186ZM188 236H190L192 238H190ZM234 236H235V238H234ZM238 236H239V238H238L239 241L237 240ZM17 237H19L21 239H19ZM104 237H105V240H104ZM117 237H119V238H117ZM129 237L130 238L132 237L135 240L132 239V241H130ZM214 237L217 238L216 239L217 241L213 240V239H215ZM15 238H16V240H15ZM22 238H24V239H22ZM25 238H26V240H25ZM89 238H92V239H90V241H89ZM99 238L101 239V241ZM161 238H162V236H161ZM201 238H203V237H201ZM13 239H14V241H13ZM33 239L34 240L40 239V240L34 241ZM54 239H56V240H54ZM106 239H108V240H106ZM112 239L114 241H116L115 239H118L115 243L113 242L114 245L112 243V241H113ZM192 239H193V242H192ZM3 240L5 243L3 242ZM32 240L34 242H33V245L30 244L31 245L30 246L28 242H30ZM179 240L181 242H179ZM8 241H10L9 242L10 244L7 246L6 242H8ZM39 241H41V242H39ZM51 241H52V243H51ZM67 241H69L68 243H70V244H68ZM106 241H107V243L109 242L111 245L109 243H108L109 244L108 245L106 243ZM127 241H130V244H128L129 242L127 243ZM161 241H163V242L161 243ZM208 241L204 240V243L201 245L203 246L205 244V242H208ZM2 242L6 245H4ZM62 242L63 243L65 242L64 246H63ZM71 242L74 244H72ZM136 242L139 244L137 245ZM140 242L142 243L141 246H142V250L144 249V251L140 250L141 249ZM182 242H184V243H182ZM104 243H106L107 246H105L106 244L104 245ZM151 243H153V242H151ZM101 244H102V246H101ZM131 244H133L132 246H134V245L137 246V247H135V248H137L136 251H135V248L133 249L132 247L131 248H132L133 252L131 251V249L129 250L130 247H128V245H131ZM144 244L146 245V243H144ZM187 244L189 246H184ZM191 244H193V247L190 246ZM216 244H214V245H216ZM25 245L27 247L24 250V248L22 246H25ZM154 245L155 246L157 245V246L155 247ZM172 245H173V247H172ZM209 245H207L208 247H206L207 251L209 250ZM6 246H7V248H6ZM62 246L65 249L61 248ZM99 246H101V247H99ZM11 247H10V249H11ZM19 247L23 248V249L19 250L20 249ZM49 247H51L52 249ZM109 247H114V249L109 248ZM118 247H120L121 249H122V247L125 248V250H123V252L126 251V248H127V250L129 251V254L132 253L134 255H132V256L129 254L124 255V253H122V252L117 253L118 251H121V250H119L120 248H118ZM139 247H140V249H139ZM153 247H154V249H156L158 247H159V249L160 248L162 249V250L160 249V251L158 249L159 252H157V253L159 255H160V253H162L164 256L163 255H161V256H162V258L165 257L163 259H165L166 261H164L161 258V256H159L157 253H155L154 252L155 250H152ZM183 247H186V248L191 247L190 248L191 250H189L187 248V251H190V252L187 253V251ZM33 248H34V250H33ZM41 248H43V249H41ZM66 248H67V250H66ZM72 248H75V250H78L79 253H75L77 251H74V250H73V252H74L73 253ZM103 248H105L104 250H106V252L109 249L110 250L112 249L113 252H111V255L112 254L114 255V253L119 254V255L121 253L122 255L121 256H119V255L113 256L112 255L114 262L112 261V258L110 257L111 258L110 262L106 263L105 259L106 258H108L107 260L110 259L109 258V256H110L109 252L110 251L106 253L103 250ZM10 249L8 250L9 252L8 251L5 252V250H4V254L2 253L3 251H1L2 255L0 253V256H1L0 260H2V259L4 260L6 258V261H9L8 263H10V264L11 263L12 264H14V263L19 264L20 258L19 259L17 258L18 256H20L19 252L16 251V252H18V254H16V252H14L15 254L11 253V255H10L9 254L11 251ZM58 249H60L61 251H59ZM138 249L140 251H138ZM179 249H181L182 252L185 251V253H182L181 250L179 251ZM62 250L65 252H62ZM91 250L98 251L100 254H102V256H100V254H98V253H97L98 256L97 255L93 256L92 254L93 253L96 254V253L93 251H92L93 253H91L90 252ZM195 250H194V252H195ZM217 250H219V249H217ZM232 250H234V249H232ZM178 251L181 254H183L184 256L182 255L183 256L182 257L181 254L179 255ZM213 251H214V248L212 247V251H210V252H213ZM224 251L225 250L220 249V251H218V252L223 254ZM11 252H13V251H11ZM31 252H34V253H31ZM46 252L48 253V255L45 254ZM101 252L105 253L106 255L101 253ZM136 252H138V253H136ZM200 252L201 251H198V255H201L203 253L202 255H205L203 258H205L207 255L205 253L206 251L201 252V253ZM38 253H40L41 255L42 254H44V255L41 256ZM65 253H68V255ZM81 253H82V256L80 258ZM108 253H109V255H108ZM143 253H146L145 258L143 257L144 259H146V261H144L143 258H141L142 256H144ZM154 253L158 257H156V255ZM207 253L209 254V252H207ZM213 253H211L212 255H210V256H212V258H210V259L215 258L216 261L214 263H216V264H229L230 262L232 263V260L227 261V263L225 262L226 261L225 260L226 254L224 255V257H225L224 258L223 255L221 257L218 254H217V256H213L214 255ZM25 254H27V255H25ZM140 254L142 256H140ZM165 254H169V256L171 258L168 257V255L166 256ZM4 255L5 256L7 255V257L9 255L10 256H9V258H7V257L4 258V257H2ZM16 255H17V257H15V258L18 259V263H17V260L14 258V256H16ZM37 255L40 257H43V259L40 257H36ZM60 255H61V258H60ZM84 255H86V254H84ZM127 255H129L131 257V258L129 257L130 260L132 259L131 261H129V258L126 257ZM192 255L190 258H192L195 254L193 256ZM49 256H50V259H49ZM103 256L105 257V259ZM189 256L187 258H189ZM89 257L91 258L92 261L89 260L90 259ZM124 257H126L128 260ZM194 257H193V260L195 259ZM218 257H220V260L224 261V262L221 263V261L218 260ZM13 258L15 259V261L11 260ZM37 258H38V260H37ZM137 258L140 259V261L139 260L137 261ZM160 258L162 259V262H159V261H161ZM182 258H184V259L182 260ZM187 258L185 259L186 264L189 263L188 261H190V260L187 261ZM197 258H198V256H197ZM94 259L95 260L97 259V261H95ZM201 259L199 258V259H195V260L200 261ZM207 259L209 261H207ZM207 259L206 260L204 259V260L207 262H211V263L214 261V260L211 261L209 259L208 255H207ZM48 260L50 262H48ZM73 260H76V261H73ZM141 260H142V262H141ZM151 260H154V261L151 262ZM178 260H180V261H178ZM132 261H133V263H132ZM147 261L149 263H147ZM199 261H197V262L199 263ZM217 261H219V262H217ZM233 262H235L234 264H236V261L233 260ZM0 263L2 264V261ZM3 263H4V261H3ZM8 263H6V264H8ZM34 263H31V264H34ZM103 263H99V264H103ZM191 263H192V260H191ZM198 263H196V264H198ZM214 263H212V264H214ZM80 264H83V263L81 262ZM200 264H202V263H200Z\"/></svg>",
    "mask_w": 264,
    "mask_h": 264
},
{
    "label": "bare ground",
    "instance_id": "6f19581e",
    "mask_svg": "<svg viewBox=\"0 0 264 264\" xmlns=\"http://www.w3.org/2000/svg\"><path fill=\"white\" fill-rule=\"evenodd\" d=\"M89 1L92 2L93 0H0V8H3V10L8 11L9 14H11V15H13L14 17L19 18V19L22 18V19L25 20V18H27V17H29V16H32V15H36V16H37V14H35V13H38V14H40V15H42V14H43V15H48L49 13H54V14H56V15L58 16V18L56 17L57 19L62 18V20H58L59 22H60V21L62 22L63 20H68V21L70 20L69 23L72 21V20H71L72 18H75L76 16L78 17L80 14H82L83 10H84V12H87L88 10L85 11L86 9H88V8H86V6L89 7V8H94L93 10H91V12H93V13L95 12L97 15H98V13L101 14V19H98V18H96L97 15H95V16H96V17H95V16H93L95 13H94V14L92 13V14H93V15H92L93 18L95 17L94 20H95V19H97V20H102V22H103V23H102V22L100 21L101 24L97 25V27H96L97 29H96V28H94V29L97 31V34H99V36L102 37V39H104L105 41H108V42L110 41V42H109L110 45H109V43H107V44L104 43V44H106L107 46H108V45H109V46H112L113 43L111 44V41H114V43H119V44H120V47H122L121 45H126V47H127L130 51H132V50H133L132 48L135 47V46L133 47L134 43H135L137 40H140V39H142L143 37H145V35L147 34V32L145 33V31H147V30H146V29H145V30L142 29L141 26H138V25H137L138 23L135 21V20H136L135 18L138 19V15H134V12L130 10L131 7L128 8V6H129L128 4H131V6H132V5H133L132 3H130V2L128 3V1H127L126 3H128V4H127V6H126V5L123 3L124 0H120L119 2H118L117 0H116V1H115V0H112V3H113V4L116 2V5L114 4L116 7H117V4L119 5V4H121L120 2H122V5H124V9L127 7V8L130 10L131 13L133 12V15H134V19H135V20H134L133 18H132V19H133V22H135V24H134L131 20H129V21H127L128 23H129V22H130V24H131V22L133 23L132 25H129V27H127V26L124 27V26H122V25H121V26L119 25V24L121 23V21H120V20H121V16H124V17H125V15H124L125 13H127V16L129 15V14H128L129 10H128L127 8H126L125 10L122 8V9H123V10H122L121 7H119V8L121 9V11H125V13H124L123 15H121L122 13L119 14V15H120V16H119L120 18H119L118 16H116V17H118V18H116V17H115V18L111 17V18L114 19V20H115V19H116V20H117V19H120V20H119L120 22H117V25H119V26H117V25H116V26H115V25L113 26L112 23H110V26L107 27V26L105 25V24H107V23H105V21H103L104 19L106 20V18H107V17L105 18V15H103V14H105V12H106V11H105V6H103V7H104V11H102V12H104V13H100V11H101L102 9L99 10V8L101 7L102 4H100V6H98L96 3L99 4V3H101V2H99V0H98V2L93 1V3H94V2H96V3H94V7H92L93 4H92L91 2L89 3V5H87ZM100 1H101V0H100ZM103 1H105V0H103ZM106 1H108V0H106ZM114 1H115V2H114ZM125 1H126V0H125ZM129 1H130V0H129ZM138 1H139V0H138ZM141 1H142V0H141ZM152 1L154 2V0H152ZM160 1H161V0H160ZM172 1H173V0H172ZM172 1H168V0H167V4H168L169 2H171V4H175V6H177V9H180V8L182 7V6H180V8H178L179 2H178L177 0H176V1H173V2H172ZM184 1H186V0H184ZM197 1H198V0H196V4H195L194 1H191V0H190V2H193V3L195 4V6L197 5ZM201 1H203V2H201V3H202V6H204L203 3L209 5L208 2H210L209 0H207V1L205 0L207 3H206L204 0H201ZM211 1H213V0H211ZM220 1H222V0H220ZM227 1H231V0H227ZM246 1H247V0H246ZM253 1H255V0H253ZM258 1H260V0H258ZM258 1L256 0V2H257L256 4H257V5L259 4ZM261 1H262V0H261ZM261 1H260V2H261ZM110 2H111V1H109V3H110ZM117 2H118V3H117ZM136 2H137V1H136ZM157 2H159V0H158ZM157 2H155V3H157ZM161 2L164 3V1H161ZM161 2H160V3H161ZM177 2H178V3H177ZM181 2H182V0H181ZM181 2H180V4H182ZM198 2H200V1H198ZM213 2L216 3V0H214ZM217 2H218V0H217ZM222 2L225 3L224 1H222ZM231 2H233V6H234V4H235L236 1H233V0H232ZM231 2H229V3H231ZM242 2H243L244 4H246L245 0L242 1ZM248 2H249V1H248ZM248 2H247V3H248ZM107 3H108V2H107ZM112 3H110V4H112ZM133 3H134V2H133ZM139 3H141V2L139 1ZM143 3H144V2H143ZM155 3H154V4H155ZM186 3H187V1H186ZM210 3H211V2H210ZM215 3H214V4H215ZM229 3H228V2L225 3V6H226V7H228L227 5H229V7H228L227 9H230V5H231V4H229ZM238 3H239V2H237V4H238ZM240 3H241V1H240ZM240 3H239V4H240ZM243 3H242V4H243ZM251 3H254V2H251ZM251 3H248L246 6H252L253 4H251ZM261 3H262V2H261ZM261 3H260V4H261ZM263 3H264V1H263ZM263 3H262V5H263ZM90 4H92L91 7H90ZM95 4H96L99 8H98V7L96 8V5H95ZM104 4L106 5V2H105ZM141 4H142V3H141ZM141 4H140V5H141ZM151 4H153V3L151 2ZM151 4H150V7H153L154 5L151 6ZM157 4H158V3H157ZM183 4H184V2H183ZM226 4H227V5H226ZM239 4H238V5H239ZM249 4H251V5H249ZM256 4H255V5H256ZM85 5H86V6H85ZM122 5H119V6H122ZM143 5H144V4H143ZM169 5H170V3H169ZM169 5H168V6H169ZM188 5H189V4H188ZM190 5L193 7L192 4H190ZM198 5H199V4H198ZM210 5H212V4H210ZM217 5H219V3H216V4H215V6H217ZM222 5H224V4H221V6H222ZM238 5H237V6H238ZM257 5H256V8H257ZM115 6L112 7L113 10H114V8H115V10H116V7H115ZM125 6H126V7H125ZM144 6H145V5H144ZM147 6H148V5H147ZM147 6H146V7H147ZM160 6H161V7H160ZM166 6H167V5H166ZM202 6H199V7H202ZM225 6H224V7H225ZM240 6H241V4H240ZM243 6H245V5H242V7H243ZM263 6H264V5H263ZM110 7H111V6L108 7L109 10H110L109 12L113 11L112 9H110ZM132 7H133V6H132ZM162 7H163V6H162L161 4H159V7H157V5H155L152 9L160 8L161 10H159V9H158V10L155 9V10H156V11H161V12H163V13H161V14H164V11H163V10H166V9H164L165 6L163 7V9H162ZM172 7L174 8V5H173ZM186 7H187V6H186ZM206 7H207V9H210L211 11L213 10V9L209 8L207 5H205L204 8H206ZM219 7H220V6H219ZM226 7H225V8H226ZM238 7H239V6H238ZM254 7H255V6H254ZM259 7H260V6H258V8H259ZM85 8H86V9H85ZM95 8L97 9V12H98V13L95 11ZM141 8H142V7H141ZM189 8L192 9L190 6H189ZM202 8H203V7H202ZM217 8H218V7H217ZM217 8H216L215 10H217ZM220 8H221V7H220ZM220 8H219V9H220ZM231 8H232V7H231ZM234 8L236 9L237 7L235 6ZM234 8H233V9H234ZM246 8H247V7H246ZM261 8H264V7H261ZM56 9H57V10H56ZM80 9H83V10H80ZM138 9H139V8H138ZM142 9H143V8H142ZM144 9H145V7H144ZM144 9H143V10H144ZM171 9H172V8H171ZM174 9H175V8H174ZM181 9H182V8H181ZM187 9H188V7H187ZM198 9H200V8H198ZM198 9H197V10H198ZM219 9H218V11H219ZM222 9H223V8H222ZM233 9H231V10H233ZM237 9L240 10V8H237ZM252 9H253V7H252ZM53 10H56V11H59V12H56V11L53 12ZM98 10H99V11H98ZM106 10H107V9H106ZM115 10H114V11H115ZM117 10H118V9H117ZM127 10H128V11H127ZM147 10L151 11V8H149V9H147ZM147 10H145L146 12H144V15L142 14L143 16H146L145 13H147ZM155 10H152V13H153V14H154V12H156ZM182 10H183V9H182ZM182 10H179V11H182ZM202 10H203V9H202ZM205 10H206V9H205ZM231 10H229V11H231ZM254 10H255V9H254ZM257 10H259V9H257ZM80 11H82V12H80ZM119 11H120V10H118L117 12L115 11V12L117 13V15H118V12H119ZM126 11H127V12H126ZM183 11H184V10H183ZM188 11H189V9H188ZM195 11H196V10H195ZM195 11L193 10V11H191V12L193 13V12H195ZM203 11H204V10H203ZM206 11H207V10H206ZM227 11H228V10H227ZM240 11H242V10H240ZM243 11H244V10H243ZM252 11H253V10H252ZM259 11H260V10H259ZM259 11H257V13H258ZM84 12H83V13H84ZM107 12H108V10H107ZM107 12H106V13H107ZM115 12H114V14L116 15ZM167 12H168V13H171L172 11L169 12L168 9H167V11H166L165 13H167ZM207 12H208V11H207ZM219 12H220V11H219ZM79 13H80V14H79ZM119 13H120V12H119ZM149 13H150V12H149ZM168 13L166 14V16L169 15ZM185 13H186V11H185ZM196 13H197V11H196ZM196 13H195V14H196ZM204 13H206V12H204ZM204 13H203V14H204ZM210 13H211V12H210ZM214 13H215V12H214ZM217 13H218V12H217ZM222 13H223V10H222ZM222 13H221V14H222ZM224 13H226V12L224 11ZM241 13H242V12H241ZM246 13H247V12H246ZM246 13H245V14H246ZM248 13H249V12H248ZM251 13H253V12H251ZM251 13H250V14H251ZM260 13H261V12H260ZM260 13H259V14H260ZM87 14H90V9H89V12H88ZM110 14H111V13H110ZM150 14H151V13H150ZM187 14H188V13H187ZM200 14H201V12H200ZM207 14H208V13H207ZM250 14L248 15L249 17L251 16ZM254 14H255V12H254ZM254 14H253V15H254ZM259 14H258V15H259ZM263 14H264V13H263ZM49 15H50V14H49ZM56 15H55V16H56ZM83 15H84V18H81L79 21H81V20L83 19V20L86 21V22L84 21V23L86 24V23H87V20H86V17H85V16H87V15H85V13H84ZM102 15L104 16V19H102ZM107 15H109V13H107ZM130 15H131V14H130ZM148 15H149V14H148ZM148 15H147V16H148ZM154 15H155V14H154ZM181 15H182V14H181ZM183 15H184V14H183ZM185 15H186V14H185ZM218 15H220V13H219ZM225 15H226V14H225ZM225 15H224V16H225ZM253 15H252V16H253ZM53 16H54V15L52 14V18H53ZM55 16H54V17H55ZM92 16H91V18H92ZM110 16H113V13H112V15H110ZM127 16H126V19H127ZM135 16H137V17H135ZM139 16H140V15H139ZM147 16H146V18H147ZM155 16H156V15H155ZM166 16H165V17H166ZM170 16H171V15H170ZM177 16H178V15H177ZM179 16H180V15H179ZM200 16H201V15H200ZM216 16H217V15H216ZM246 16H247V15H246ZM260 16H262V17L264 18V15H260ZM9 17H10V16H9ZM88 17H90V15H88L87 18H88ZM99 17H100V16H99ZM108 17H109V16H108ZM161 17H163V15H162ZM161 17H159V18H161ZM198 17H199V16H198ZM214 17H215V16H214ZM219 17H220V16H219ZM222 17H223V14H222ZM244 17H245V16H244ZM256 17H257V14H256ZM49 18H50V20H51V17H49ZM91 18H89V20H90ZM93 18H92V19H93ZM111 18H110V17L108 18V20H107V21H108V24H109V22H112V21L116 23V20H115V21H114V20L110 21ZM128 18H130V16H128ZM140 18H142V16H140L139 19H140ZM148 18H149V20H150L151 17L148 16ZM152 18H153V17H152ZM173 18H174V17H173ZM230 18H232V17H230ZM233 18H234V17H233ZM245 18H246V17H245ZM251 18H252V17H251ZM259 18H260V17H259ZM57 19H55V21H56ZM109 19H110V20H109ZM130 19H131V18H130ZM154 19H155V18H153V21H154ZM192 19H193V18H192ZM218 19H219V18H218ZM221 19H222V18H221ZM261 19H262V18H261ZM47 20H48V19H47ZM74 20H75V19H74ZM149 20H148V21H149ZM151 20H152V19H151ZM156 20H157V21H156ZM156 20H155V22H158V23H159V21H158L159 19H156ZM160 20H161V19H160ZM174 20H175V19H174ZM200 20H201V19H200ZM200 20H199V21H200ZM227 20H228V19H227ZM245 20H247V19H245ZM117 21H118V20H117ZM124 21H125V20H124ZM137 21H138V20H137ZM139 21H140V20H139ZM145 21H146V20H145ZM230 21H231V20H230ZM235 21H236V20H235ZM252 21H253V19H252ZM261 21H262V20H261ZM14 22H15V21H14ZM74 22H75V21H74ZM82 22H83V21H82ZM175 22H176V21H175ZM221 22H222V21H221ZM245 22H247V21H245ZM255 22H256V21H255ZM263 22H264V21H263ZM84 23H83V24H84ZM152 23H153V22H152ZM152 23H151V24H152ZM158 23H156V24H158ZM199 23H200V22H199ZM213 23H214V22H213ZM217 23H218V22H217ZM247 23H248V22H247ZM253 23H254V22H252V24H253ZM259 23H260V21H259ZM261 23H262V22H261ZM261 23H260V24H261ZM59 24H61V23H59ZM81 24H82V23H80V25H81ZM83 24H82V25H83ZM85 24H84V25H85ZM102 24H103V25H102ZM113 24H114V23H113ZM143 24L145 25V23H143ZM143 24L140 22L139 25H143ZM196 24H197V23H196ZM223 24H224V23H223ZM223 24H222V25H223ZM226 24H227V23H226ZM236 24H237V23H236ZM236 24H235V25H236ZM249 24H250V23H249ZM255 24H256V23H255ZM76 25H77V23H76ZM111 25H112V26H111ZM136 25H137L138 27H137ZM174 25L176 26V24H174ZM263 25H264V23L261 25V27H263ZM74 26H75V24H74ZM78 26H79V25H78ZM134 26H135V27H134ZM172 26H173V24H172ZM236 26H237V25H236ZM238 26H239V25H238ZM254 26H255V25H254ZM256 26H257V25H256ZM75 27H77V26H75ZM82 27H84V26H82ZM170 27H171V26H170ZM231 27H232V26H231ZM168 28H169V27H167V30H168ZM253 28H254V27H253ZM258 28L260 29V30H259V33L262 34V32H261V28L259 27V24H258ZM170 29H171V28H170ZM222 29H223V28H222ZM227 29H228V28H227ZM229 29H230V28H229ZM237 29H238V27H237ZM251 29H252V28H251ZM251 29H250V30H251ZM95 30H94V31H95ZM163 30H164V29H163ZM256 30H257V27H256ZM173 31H174V30H173ZM224 31H225V32H223V33H224V36H225V37H227L228 35H230V34H228V33L226 32V29H225ZM230 31L232 32L231 29H230ZM233 31H234V29H233ZM251 31H252V30H251ZM251 31H250V32H251ZM11 32H12V31H11ZM156 32H157V31H156ZM231 32H230V33H231ZM240 32H241V31H240ZM250 32H247V33H249V34L251 35L252 33H250ZM252 32H253V31H252ZM254 32H257V31H254ZM95 33H96V32H95ZM159 33H160V32H159ZM165 33H166V32H165ZM178 33H179V31H178ZM199 33H200V32H199ZM226 33L228 34L227 36L225 35ZM241 33H242V32H241ZM245 33H246V32H245ZM247 33H246V34H247ZM22 34H23V33H22ZM153 34H154V33H153ZM209 34H210V33H209ZM220 34H221V33H220ZM261 34H258V35L256 34V36L258 37V36L260 35L259 37L262 39V38H264V37H262V35L264 36V34H262V35H261ZM92 35H93V34H92ZM194 35H195V34H194ZM197 35H198V34H197ZM216 36H217V35H216ZM248 36H249V35H248ZM149 37H150V36H149ZM157 37H158V36H157ZM232 37H233V36H232ZM232 37L229 36V38H228L230 42H231V40H232V42H233V39H234V38L232 39ZM253 37H254V38H257V37H255L254 35H253ZM260 38H257V39H260ZM99 39L101 40V38H99ZM150 39H151V38H150ZM155 39L157 40L156 43H158L159 40H158L157 38H155ZM164 39H165V38H164ZM219 39H220V38H219ZM230 39H231V40H230ZM246 39H247V37H246ZM252 39H253V38H252ZM97 40H98V39H97ZM97 40H96V41H97ZM156 40H155V41H156ZM160 40H161V39H160ZM153 41H154V40H153ZM155 41H154V42H155ZM216 41H217V40H216ZM99 42H100V44H101V41H99ZM99 42H97V43H99ZM151 42H152V41H151ZM190 42H191V40H190ZM213 42H214V41H213ZM249 42H250V41H249ZM263 42H264V41H263ZM147 43H148V42H147ZM152 43H153V42H152ZM219 43H220V42H219ZM257 43H258V40H257ZM233 44H235V43H233ZM241 44H243V43H241ZM255 44H256V43H255ZM255 44H254V45H255ZM101 45H103V44H101ZM106 45H104L105 48H106ZM113 45H115V44H113ZM154 45H155V44H154ZM154 45H153V46H154ZM158 45H159V44H158ZM115 46H116V45H115ZM145 46H146V45H145ZM148 46H149V45H148ZM250 46H251V45H250ZM252 46H253V45H252ZM252 46H251V47H252ZM260 46H261V43H259V46H258V44H257V47H256V45H255L254 47H255L256 49H259ZM154 47H155V46H154ZM226 47H230V48H231V47H234V46H233V45L231 46V44H230V46L227 45ZM235 47H236V46H235ZM235 47L232 48V49H235ZM241 47H242V46H241ZM247 47L249 48V46H247ZM258 47H259V48H258ZM110 48H113V46L110 47ZM110 48H109V49H110ZM236 48H237V47H236ZM262 48H264V47H262ZM262 48H261V49H262ZM251 49H252V50H250L251 52H252L253 50H255L254 48H251ZM261 49H259V50H261ZM26 50H27V49H26ZM227 50H228V49H227ZM236 50H238V49H236ZM262 50H263V49H262ZM262 50H261V52H262ZM248 52H249V51H248ZM258 52H259V51H258ZM223 54H224V53H223ZM249 54H250V52H249ZM250 55H251V54H250ZM40 56H41V55H40ZM134 56H135V55H134ZM243 56H244V55H243ZM42 57H43V56H42ZM106 57H109V56H106ZM44 58H45V57H44ZM224 58L226 59V57H224ZM251 58H252V59H253V58H254V59L256 58V59H255V60H257V62H256V66H259V67L261 68L260 73L257 74V77H256V79H254L253 83H254L255 85H257V88H258V89H257V90H258V94H260L262 97H264V52H263V53H260V52H259V54H253V56H252ZM45 59H46V58H45ZM108 59H109V58H108ZM133 59H134V58H133ZM252 59H251V60H252ZM40 60H41V58H40ZM110 60H111V59H110ZM177 60H178V59H177ZM43 61H44V59H43ZM151 61H152V60H151ZM207 61H208V60H207ZM47 62H48V61H47ZM113 63H114V62H113ZM205 64H206V63H205ZM162 65H163V64H162ZM220 65H224V64L220 63ZM164 66H166V65H164ZM227 66H228V65H227ZM43 67H44V66H43ZM142 67H144V66H142ZM159 67H160V66H159ZM149 68H150V67H149ZM156 68H157V67H156ZM164 68H165V67H163V69H164ZM181 68H182V67H181ZM122 69H124V68H122ZM122 69H121V70H122ZM224 69H225V68H224ZM138 70H139V69H138ZM141 70H142V69H141ZM165 70L170 71V72L172 71V70H169V69H167V68H166ZM183 71H184V70H183ZM121 72H122V71H121ZM127 72H129V70H128ZM153 72H154V71H153ZM153 72H151V73H153ZM180 72H181V71H180ZM122 73H123V72H122ZM124 73H125V71H124ZM132 73H133V72H131L130 75H132ZM149 73H150V71H149ZM178 73H179V72H178ZM201 73H202V71H201ZM128 74H129V73H128ZM154 74H155V73H154ZM198 74H199V72L197 71V74H196V75H198ZM138 75H139V74H138ZM158 75H159V74H158ZM158 75H157V77H158ZM194 75H195V74H194ZM200 75H201V74H200ZM203 75H204V76H202V77H203V79L205 80L206 78H210L211 75H213V74H209V73H207V75H206V74H203ZM141 76H142V75H141ZM205 76H206V77H205ZM155 77H156V74H155ZM199 77H201V76H199ZM214 77H215V76H214ZM220 77H221V76H220ZM125 78H126V77H125ZM172 78H173V77H172ZM239 78H240V77H239ZM10 79H11V78L9 77V75H7V74H5V73H3V72H0V106H1L0 108H3V106L6 104L5 108H7V109H8V108H9V109H12V105H11V104H12V103H11L12 101H11V100L14 99V98H16V97H18L17 95H15V97L13 98L12 96H14V95H11V94H13V93H10V94H9V89H8V88H10L9 85L12 83V82H11V83L8 82V81H10ZM203 79H200V80H203ZM1 81H2V82H1ZM170 81L172 82V80H170ZM234 81H235V80H234ZM192 82H193V81H192ZM194 82H195V81H194ZM1 83H2L4 86H3ZM6 83H7V84H6ZM212 83H213V80H212ZM199 84H200V83H199ZM211 85H212V84H211ZM11 86H12V87L14 86L13 83H12ZM11 89H12V88H11ZM13 89H14V88H13ZM195 89H196V87H195ZM15 90H16L15 92H17V88H16ZM25 90H26V89H25ZM11 91L14 92V90H11ZM222 91H223V90H222ZM20 92H21V91H20ZM20 92H19V93H20ZM169 92H170V91H169ZM21 93H22V92H21ZM30 93H31V92H30ZM164 93H165V92H164ZM222 93H223V92H222ZM15 94H16V93H15ZM19 95H21V94H19ZM21 97H22V95H21ZM11 98H12V99H11ZM23 98H25V96H24ZM20 99L23 100V101H25V100L22 99V98H19V100H20ZM196 99H197V98H196ZM19 100H18V98H17V100L14 99V101H16V102L19 101ZM21 100H20L19 102H17L18 106H21L22 104H24V103H21V105L19 104L20 102H23V101H21ZM7 103H10L9 105H11V106L8 107V106H7ZM208 103H209V102H208ZM208 103H206V104H208ZM2 104H3V106H2ZM13 104H14V103H13ZM15 106L18 107L16 104H14L13 108H15ZM25 106H28V105H25ZM21 107H23V106H21ZM21 107H20V108H21ZM28 107H29V109H27V110H30V106H28ZM61 107L64 108V106H61ZM5 108H4V109H5ZM20 108H15V109H20ZM26 108H27V107H26ZM63 108H62V109H63ZM68 108L72 109L71 107H68ZM4 109H3V110H4ZM9 109H8V112H9ZM15 109H14V110H15ZM23 109H25V108L20 109V112H21V110H23ZM3 110H2V113H1V111H0V113H1V116L3 115L4 117H3V116L0 117V118H3V119H0V120H3V122L5 121V123H6V122L9 121V120H7V121L5 120L6 118L8 119L9 113L6 112V111H7L6 109H5V110H6L5 112H4ZM14 110H10L11 113H12V114L10 113V114L12 115L10 118H14V117H15V116H14V114H15ZM65 110H66V109H65ZM12 111H13V112H12ZM30 111H31V110H30ZM30 111H28L27 113H29ZM63 111H64V110H63ZM66 111H67V110H66ZM13 113H14V114H13ZM64 113H65V112H64ZM30 114H31V113H30ZM36 114H37V117H40L42 121L45 120L46 118L49 119V117H47V116L49 115V113H47V112L44 111L43 109L37 108V110H36ZM7 115H8V116H7ZM32 115H33V114H32ZM32 115H30V116H32ZM13 116H14V117H13ZM26 116H27V115H26ZM26 116H25V118H26ZM10 118H9V119H10ZM42 118H43V119H42ZM44 118H45V119H44ZM48 119H46V120H48ZM37 120H38V119H37ZM10 121H11V123H12V121H13L12 124L14 125V119H12V120H10ZM27 121H29V120H27ZM27 121H26V122H27ZM84 121H85V120H84ZM1 122H2V121H1ZM26 122H25V123H26ZM38 122L41 123L40 120H38ZM48 122H49V121H48ZM61 122H62V121H61ZM11 123L8 122V123H7L8 126H7V124H4V125L2 124L3 126H6L5 129H4L3 127H1L2 125H0L1 130L3 129V130H4L3 132H5V131H6V128H8V127L11 125ZM27 123H29V122H27ZM27 123H26V124H27ZM34 123H35V122H34ZM40 123H39V124H40ZM78 123H79V122H78ZM104 123H105V122H104ZM26 124H25V125H26ZM48 124H50V126L53 127V125H52L50 122H49ZM13 125L10 126V128L12 127V131H13V129H15V127H14ZM45 125H46V124H45ZM45 125H44V121H43L41 125H38V124H37L38 127L35 126V128H38V129H37L38 134H39V135L42 134V136H43L44 138H45L46 136H49V137L52 138V137H53V133H52V134H50V133L52 132V130H53V132H54L56 129H52V130L50 129L51 132H46V131H49V129L46 130L45 127H44ZM22 126H23V125H22ZM13 127H14V128H13ZM24 127H26V126H24ZM33 127H34V126H33ZM47 127H49V126H47ZM47 127H46V128H47ZM52 127H51V128H52ZM35 128H34V129H35ZM79 128H80V127H79ZM79 128H78V129H79ZM8 129H9V128H8ZM22 129H24V131L31 130V129H27V128H26V129H27V130H26V129L23 128V127H22ZM59 130H60V129H59ZM59 130H58V131H59ZM79 130H80V129H79ZM79 130H78V131H79ZM12 131L10 130V133H11V134H10V133H8V134H10L11 136H14V135L12 134ZM18 131H19V130H18ZM34 131H35V130H34ZM0 132H1V131H0ZM3 132H1V133H3ZM14 132H15V133H18V132H16V129L14 130ZM19 132H20V131H19ZM59 132L61 133V131H59ZM62 132H63V131H62ZM158 132H160V131H158ZM5 133H7V131H6ZM5 133H4V135H5ZM15 133H14V134H15ZM33 133H34V132H33ZM46 133H48V135H47ZM55 133H56L55 136H56V137H59L60 134H58L57 131H56ZM30 134H31V133H30ZM62 134H63V133H62ZM62 134L60 135V137H61V136L63 137ZM83 134H84V133H83ZM0 135L2 136V138H4L3 143H5V147H2V149H3V148H4V149H5V148H7V149H8V148H11V149H12L13 147H11V146H15L14 144L11 143V141H12V139H14L13 143H16V142H17V136H16L17 134L14 136L15 138L7 135L9 138H12L11 140H10L9 138H6V139L10 140V141H8V142L10 143V145H8V144H9L8 142H7V144H6V142H4V141H6L5 137H4L2 134H0ZM18 135H21V134H18ZM31 135H32V134H31ZM44 135H45V136H44ZM50 135H52V136H50ZM57 135H58V136H57ZM33 136H34V135H33ZM42 136H39V137L37 138L36 135H35L34 137L37 138L36 140H37V142H38V140L41 141V140H40V139H41L40 137H42ZM95 136H96V135H95ZM154 136H155V135H154ZM60 137H59V138H60ZM39 138H40V139H39ZM44 138H42V139H44ZM54 138H55V137H54ZM54 138H53V139H54ZM15 139H16V140H15ZM46 139H47V140H46ZM46 139H44V140H45V142H44L45 144H47L46 141H49V140H48L49 138H46ZM53 139L51 140V142L56 140V138H55L54 140H53ZM63 139H65V138L63 137ZM153 139H154V138H153ZM1 140H2V139H0V141H1ZM58 140L60 141V140H62V139H57V141H58ZM15 141H16V142H15ZM42 141H43V140H42ZM1 142H2V141H1ZM51 142H48V143H50V144H47V145L50 146V147H49V146H48V147H49V148L51 149V151L53 152V150H52L53 145H51V144L53 143L54 145H56V143H55V142H52V143H51ZM61 142H62V141H61ZM63 142H64V141H63ZM3 143H1V146H3V145H2ZM16 144H17V143H16ZM30 144L35 145V146L37 145V143H36V144H35V143H34V144H33V143H30ZM30 144H29V145H30ZM152 144H153V143H152ZM116 145H117V144H116ZM1 146H0V147H1ZM6 146H7V147H6ZM17 146H18V145H17ZM35 146H32V147L36 148ZM56 146H58V145H56ZM113 147H114V146H113ZM117 147H118V146H117ZM79 148H80V147H79ZM119 148H120V147H119ZM2 149H0V151H2ZM7 149H5V150H7ZM11 149H9V150H11ZM16 149H17V147H16ZM50 149H49V150H50ZM56 149H57V148H56ZM63 149H64V148H63ZM115 149H116V146H115ZM17 150H19V149H17ZM34 150H35V149H34ZM34 150H33V151H34ZM119 150H120V149H119ZM11 151H12V150H11ZM11 151H10V152H9V151H6L7 154H8V152L10 153V154H8L10 158H11V156H10L11 153H12V155H13V153H14V151H12V152H11ZM24 151H25V150H24ZM26 151H27V150H26ZM59 151H60V150H59ZM61 151H62V150H61ZM76 151H77V150H76ZM109 151H114V149L112 148V150H111V148H110V149H108V152H109ZM121 151H122V150H121ZM3 152H5V151L3 150ZM6 152H5V154H6ZM16 152H17V151H16ZM27 152H28V151H27ZM27 152H26V153H27ZM62 152H63V151H62ZM78 152H79V151H78ZM104 152L106 153V151H104ZM104 152H100V154L103 153V154H101V155H104ZM122 152H123V151H122ZM0 153H1V152H0ZM26 153L24 154L25 157L28 155V153H29V154L31 153V149H30V152L27 153V155H26ZM47 153H48V152H47ZM50 153H51V152H50ZM50 153H48V154H46V155H49ZM53 153H54V152H53ZM55 153H56V152H55ZM111 153H112V152H109V155H111ZM118 153H119V152H118ZM182 153H183V152H182ZM185 153H186V152H185ZM185 153H184V154H185ZM5 154H2V153L0 154V156H1V155H4V162H5ZM18 154H19V153H18ZM22 154H23V153H22ZM77 154H78V153H77ZM98 154H99V153H98ZM106 154H107V153H106ZM115 154H116V153H115ZM115 154L112 153L111 157L108 155V157H106V158H107L108 160H112V157H113ZM194 154H195V153H194ZM24 155H21V156H23V157H20L21 160H20V159H18V160L22 161V158H24ZM50 155H51V154H50ZM95 155H96V154H95ZM95 155H93V159H94ZM123 155H124V154H123ZM123 155H122V153H121V156H123ZM141 155H142V154H141ZM98 156H100V155H98ZM98 156H97V157H98ZM143 156H144V155H143ZM143 156H142V157H143ZM152 156H153V155H152ZM9 157H8V158H9ZM32 157H33V156H32ZM35 157H36V156H35ZM48 157H49V156H48ZM78 157H79V156H78ZM116 157H117V158H116ZM116 157H113V158H114L113 160L115 161V163H116V161L120 162L119 159L122 158V157H119V154L116 155ZM142 157L140 156V159H141ZM0 158H1V157H0ZM6 158H7V157H6ZM8 158H7V159H8ZM27 158H28V156H27ZM45 158L47 159V157H45ZM45 158H44V160H45ZM106 158H105L106 161L104 160V158L102 159V162L105 161V164L103 163V165H102V164H101L102 162L100 163V164L102 165V168H103V167L106 165V163H107V159H106ZM110 158H111V159H110ZM115 158H116L117 160H115ZM124 158H125V157H124ZM124 158H123V159H124ZM144 158H145V157H144ZM144 158H143V159H144ZM192 158H193V157H192ZM33 159H35V158L33 157ZM96 159H97V158H96ZM98 159L100 160L101 158H98ZM145 159L147 160V157H146ZM0 160H1V159H0ZM24 160H25V161H24ZM26 160H28V159L24 158L23 161L21 162L22 165H23V162H24V164H25L23 167H25V166H26V163L28 162V161H26ZM29 160H30V159H29ZM41 160H42V159H40L39 162L42 163V165H41L40 163H39L40 165H38V162L36 163V165H37L38 167L40 166V168H38V167L36 166V167H37L38 169H40V170H41V167H42V169H43V167H44V166H43V162H44V161H41ZM113 160H112V161H113ZM121 160H122V159H121ZM149 160H150V158H149ZM149 160H147V161H149ZM188 160H189V159H188ZM188 160H187V161H188ZM1 161L3 162V160H1ZM7 161H8V160H7ZM20 161H19V162H20ZM32 161H33V160H32ZM32 161H31V162H32ZM87 161H88V160H87ZM112 161H111V162H112ZM123 161H124V160H123ZM4 162H3V163H4ZM13 162H15V161L13 160ZM25 162H26V163H25ZM99 162H100V161H99ZM99 162H98V164H97V162H96L95 165H96V166H97V165L100 166ZM111 162L108 161V164L111 163ZM3 163H2V164H3ZM21 163H19V164H21ZM28 163H30V162H28ZM112 163H113V164H111L112 166L108 167V165H107L106 167L103 168V171H104L103 173H104V174L101 173V176L104 175V176H103V177H105L104 179H107L105 173H106L107 175H110V174H108L107 171H109V173H110V172L113 171V169H114V171L117 169V170H118V173H119V168H118V167L121 166V165L124 166V164H119V163H118L119 166L117 167V165H116L117 163H116V164H114V162H112ZM142 163H143V162H142ZM0 164H1V163H0ZM5 164H6V163H5ZM93 164H94V163H93ZM27 165H30V164H27ZM31 165H32V164H31ZM31 165H30V166H31ZM46 165H47V164H46ZM46 165H45V166H46ZM113 165H114V166H113ZM142 165H143V164H142ZM144 165H146V164H144ZM148 165H149V164H147L146 166L148 167ZM1 166H2V168L4 169V165H1ZM1 166H0V167H1ZM5 166H6V165H5ZM8 166H9V164H8ZM93 166H94V165H93ZM93 166L89 168V170H90L89 173H90L91 175H92V172L95 171V169L98 170V168H97L98 166H97L96 168L94 167V168H95L94 170L92 169ZM122 166H121V167H122ZM231 166H232V165H231ZM231 166L229 165V167H225V168H227V170H231ZM18 167H19V165H18ZM23 167H22V168H23ZM27 167H28V166H27ZM27 167H25V168H27ZM36 167L34 166V167H30V168H31V169H32V168L36 169ZM48 167H49V165L47 166V168H48ZM112 167H113V168H112ZM116 167H117V168H116ZM2 168H1V170H0V171H1V174H5V173H6L5 171H8V170H7L8 167H7V169L4 171L5 173H4V172L2 173ZM22 168H21V165H20L19 170H20V171L23 170ZM30 168H28V169H30ZM51 168H52V166H51ZM108 168H109L110 170H108ZM140 168H141V167H140ZM221 168H222V167H221ZM225 168H224L223 171H226ZM28 169H27V170H28ZM34 169H33V170H34ZM38 169H36V170H38ZM104 169L107 170V171H105ZM200 169H201V167H200ZM232 169H233V171L235 170L234 167H232ZM19 170H18V171H19ZM27 170H26V171H27ZM33 170H31V172L35 173V171H33ZM100 170L102 171L101 167H100ZM100 170H99V172H100ZM111 170H112V171H111ZM140 170H141V169H140ZM144 170H145V169H144ZM194 170H196L195 173H196V172L198 173V172L200 171V170L197 171V168L194 169ZM201 170H202V169H201ZM204 170H205V169H204ZM204 170H202V172H203ZM206 170H207V169H206ZM20 171H19V172H20ZM28 171H29V170H28ZM28 171H27V172H28ZM141 171H143V169H142ZM141 171H140V172H141ZM231 171H232V170H231ZM231 171H230V173H229V171H226L225 174H227V172H228L229 175H230V174L232 175ZM12 172H13V171H12ZM16 172H17V169H16ZM19 172H18V175H19ZM24 172H25V169H24ZM31 172H28V175L26 174V172L22 175V173H23V172H22V173H21V175H22V179H23V176H24L25 174H26L25 176H27V177H29V175H31L30 177H33L32 174H29V173H31ZM37 172H38V171H37ZM37 172H36V173H37ZM204 172H205V171H204ZM204 172H203V174H204ZM237 172H238V171H237ZM36 173H35V174H36ZM114 173H115V172H114ZM193 173H194V171L192 172V174H193ZM207 173H208V172H207ZM234 173H235V172H233V174H234ZM1 174H0V175H1ZM10 174H11V173H10ZM10 174L6 173L7 176H5L4 179L1 178V176H2V175H1V176H0V179H1V180H2V179L5 180L6 177H11V176H8V175H10ZM55 174H56V173H55ZM95 174H96V177H97L100 173H98V172L96 171ZM97 174H98V175H97ZM121 174H122V173H121ZM198 174H199V173H198ZM216 174H217V173H216ZM218 174H219V173H218ZM222 174H224V173H222ZM236 174H237V173H236ZM238 174H239V172H238ZM238 174H237V175H238ZM11 175L13 176V173H12ZM21 175H20V176H21ZM33 175H34V174H33ZM59 175H60V174H59ZM112 175L114 176L113 173H112ZM122 175H123V174H122ZM128 175H129V173H128ZM130 175H131V174H130ZM130 175H129V176H130ZM187 175H188V174H187ZM219 175H220V174H219ZM237 175H236V176H237ZM15 176H17V174H16ZM15 176H14V177H15ZM93 176H94V177H93ZM99 176H100V175H99ZM113 176H112V177H113ZM115 176H116V175H115ZM129 176H128V177H129ZM202 176H203V175H202ZM202 176H201V177H202ZM207 176H209V175L205 173V177H207ZM236 176H235V177H236ZM61 177H62V176H61ZM107 177L109 178V176H107ZM187 177H188V176H187ZM205 177H204V178H205ZM233 177H234V176H233ZM235 177H234V178H235ZM52 178H53V177H52ZM54 178H55V177H54ZM92 178H94V180L97 179V178L95 179V175H94V173H93V175H92ZM98 178H99V177H98ZM190 178H191V177H190ZM195 178H196V177H195ZM208 178H209V177H207V181H208ZM226 178H228V175H226ZM234 178H233V180H232V178H230V179H231L232 181H234V180L236 179V178H235V179H234ZM48 179H49V178H48ZM109 179H110V178H109ZM197 179H198V177H197ZM200 179H202V178H200ZM7 180H8V179L6 178V181H7ZM16 180H17V179H16ZM28 180H29V179H28ZM30 180H34V179L31 178ZM45 180H46V178H45ZM50 180H51V178L49 179V181H50ZM52 180H53V179H52ZM75 180H76V179H75ZM98 180H99V179H98ZM98 180L96 181V183L99 182ZM111 180H112V179H111ZM146 180H147V179H146ZM146 180H145V181H146ZM188 180H189V178L187 179V181H188ZM225 180H227V182H228L229 179H225ZM236 180H238V179H236ZM6 181H5V182H6ZM12 181H13V180H12ZM17 181H18V180H17ZM21 181H22V180H21ZM49 181H48V182H49ZM53 181H54V180H53ZM58 181L61 183L62 181H64V179H63V178H62L61 180L58 179ZM100 181L103 182V180H101V179H100ZM109 181H110V180H109ZM109 181H107V182H109ZM138 181H139V180H138ZM138 181H137V183H138ZM142 181H143V180H142ZM145 181H143V182L145 183ZM193 181H194V179H193ZM193 181H192V182H193ZM198 181H199V180H198ZM205 181H206V180H205ZM222 181H223V179H222ZM232 181H231V182L229 181L230 184L232 183ZM8 182H10V181L8 180ZM8 182H6V186H4V187H6V189H7V187H10L9 185L11 184V183H10L9 185H7ZM22 182H25V181L23 180ZM22 182H21V183H22ZM38 182H39V181H38ZM50 182H51V181H50ZM55 182H56V181H54L53 183H55ZM59 182H57L58 185L56 184L57 187H58V186H61V185H59ZM101 182H99V183H101ZM110 182H111V181H110ZM127 182H128V181H127ZM146 182H147V181H146ZM188 182H190V181H188ZM188 182H187V184H188ZM229 182L227 183V185H229ZM237 182H239V181H237ZM1 183H3V182H1ZM17 183H18V182H17ZM51 183H52V182H51ZM53 183H52V185H53ZM62 183H63V184H62V187H60V188H62V190L59 189L60 191H62L61 193L64 192V191H63V190H64V189H63V185L65 184V182H62ZM96 183L94 182V184H91V185L94 186ZM112 183H113V182H112ZM196 183H197V182H196ZM199 183H200V182H199ZM221 183H222V182H221ZM23 184H24V183H23ZM41 184H42V183H41ZM79 184H80V183L78 182V185H79ZM102 184L104 185V184H106V183L103 182V183H101V185H102ZM108 184H109V183H108ZM131 184H132V183H131ZM145 184H146V183H145ZM172 184H173V183H172ZM99 185H100V184H99ZM103 185H102V186H103ZM128 185L130 186V184H128ZM128 185H127V186H128ZM136 185L141 186L140 183H139V184H136ZM143 185H144V184H143ZM143 185H142V186H143ZM192 185H195V184H192ZM192 185H191V188H192ZM201 185H202V184L200 183V185H198V187H200ZM220 185H221V184H220ZM220 185H219V186H220ZM235 185H236V184H235ZM238 185H239V184H238ZM243 185H244V184H243ZM29 186H30V185H29ZM43 186H45V184H44ZM79 186H81V184H80ZM79 186L75 185L74 187H78V188H79ZM93 186L91 187V189L95 187V186H94V187H93ZM96 186H97V185H96ZM110 186H111V184H110ZM110 186H109V187H110ZM125 186H126V185H125ZM145 186H146V185H145ZM148 186H150V185L148 184ZM169 186H171V184H170ZM183 186H184V185H183ZM222 186H223V185H222ZM229 186H232V185H229ZM233 186H234V183H233ZM233 186H232V188H233ZM239 186L241 187V185H239ZM239 186L236 185V187H239ZM1 187H3V186H1ZM51 187H52V189H53V190L51 189L53 192H54V189H55L54 194H56V197H57V194H58V193H56V191L59 192V190H56V187H54V188H53V186H51ZM65 187H66V184H65ZM82 187L85 188L84 186H82ZM100 187H101V186H100ZM100 187L98 188V190L100 189ZM107 187H108V186H107ZM143 187H144V186H143ZM160 187H161V186H160ZM160 187H159V188H156V190H157V189H158V190H159V189H160V190H161V189H165V188H160ZM184 187H185V186H184ZM194 187H195V186H194ZM202 187H203V186H202ZM240 187H239V188H240ZM30 188H31V187H30ZM58 188H59V187H58ZM89 188H90V187H89ZM112 188H113V187H112ZM115 188H116V187H114V189H115ZM130 188H132V187L130 186ZM138 188H139V187H138ZM169 188H170V187H169ZM185 188H186V187H185ZM191 188H190V189H191ZM203 188H204V187H203ZM218 188H219V187H218ZM223 188H224V187H223ZM234 188H235V187H234ZM234 188H233V189H234ZM244 188L246 189V187H243V189H244ZM41 189H43V187H41ZM41 189L39 190L38 185L33 184V187L29 190V192H34V193H37V194L39 193V194H40V195H39V199H40V200L43 199V198H40V197L44 196L45 194H48V196H53V192L50 193L51 191H48V193H45V192H44L45 194L42 195L43 191H42ZM49 189H50V188L48 187V190H49ZM65 189H66V188H65ZM67 189H68V191L65 190L66 194H67V192L70 191L71 187H70V189H69V187H67ZM87 189H88V188H87ZM96 189H97V188H96ZM96 189H94V191H91V192H92V193H93V192H96V191H95ZM105 189H106V187H105ZM135 189H137L136 186H135ZM148 189H149V187H148ZM150 189H151V188H150ZM171 189L175 190L174 187H172ZM176 189H177V190L179 189V192H180V193H181V191H183V190L180 191V189H182V188H180V187H177ZM183 189H184V188H183ZM192 189H193V188H192ZM192 189H191V191H192ZM195 189H196V188H195ZM236 189H237V188H236ZM241 189H242V187H241ZM243 189H242V190H243ZM45 190H46V189H45ZM71 190H72V189H71ZM74 190H76V192H77V190L80 192V189H74ZM74 190H73V191H74ZM109 190H110V189H108V190H106V191L104 190L105 193H106V195H104V193H103L102 195H97L99 192H98V193L96 192V194H95V193L92 194V195H94V196L97 195L98 205H99V202H100V201L98 200V196H99V197L102 196V198H103V197H104V198L107 197V200H108L109 197H111V196H109V195H110ZM111 190L113 191V189H111ZM137 190H139V189H137ZM173 190H172V192H173ZM185 190H186L185 193L187 194V189H185ZM185 190H184V191H185ZM204 190H205V189H204ZM220 190H221V189H220ZM220 190H219V191H220ZM242 190H241V192H239L240 195L238 194V191H239L238 189H237V191L235 190L237 193H236L234 190H233V191H234V193L237 194L238 196H241V195H242V194H241V193H242ZM248 190H249V191H252V190L248 189V187H247L246 192H247ZM253 190H255V189H253ZM4 191H5V190H4ZM6 191H7V190H6ZM104 191H103V192H104ZM114 191H115V190H114ZM151 191H153V190H150L149 192L152 193ZM175 191H176V190H175ZM244 191H245V190H244ZM24 192H25V191H24ZM41 192H42V193H41ZM81 192H82V191H81ZM83 192H85V191H83ZM107 192L109 193V195L107 194ZM116 192H117V191H116ZM132 192H133V191H132ZM139 192H140V193L142 192L141 194H143V191H142L141 189H140ZM146 192H148V190H146ZM149 192H148V193H149ZM158 192H160V191H158ZM179 192L176 191V193H178V194H179ZM196 192H197V191H196ZM209 192H210V191H209ZM4 193H6V192H4ZM14 193H15V192H14ZM14 193H13V195H14L13 201H15L14 199H16V196H17V195H15ZM19 193H21V192H19ZM19 193H16V194H19ZM61 193L59 192L60 196H61ZM74 193H75V192H74ZM74 193H73V194H74ZM118 193H119V194H117V195L120 196V192H118ZM134 193L136 194L135 197H134V195H133ZM134 193H132V196H133L134 198H136V197L138 196V195H137L138 193H137L135 190H134ZM148 193H147V195H146V194H144V195L147 197V196H148ZM150 193H149V195L151 196L152 194H150ZM160 193H161V192H160ZM160 193H159L158 195L161 196ZM182 193H183V194H182ZM182 193H181L180 195H183V196H184L185 193H184V192H182ZM192 193H194V190L192 191ZM198 193H199V192H198ZM198 193H197V194H198ZM202 193H204V192H202ZM207 193H208V192H207ZM219 193H223V192L221 191V192H219ZM228 193H229V192H228ZM228 193H226V195H228ZM243 193H245V192H243ZM257 193H259V192H257ZM8 194H10V193L8 192ZM21 194H23V193H21ZM49 194H51V195H49ZM66 194H65V195H66ZM73 194H72V195H73ZM77 194H78V193H77ZM82 194H83V193H82ZM86 194H87V193L85 192V195H86ZM89 194H91V193H89ZM111 194H112V193H111ZM113 194H114V193H113ZM155 194L157 195V193H155ZM173 194H175V192H173ZM178 194H176L177 197L175 196V197H176V200H178V198L180 199V195H178ZM186 194H185V195H186ZM194 194H196V193H194ZM205 194H206V193H205ZM246 194H247V193H246ZM253 194H254V193H253ZM0 195H1V192H0ZM24 195H25V194H24ZM28 195H29V194H28ZM28 195H27V196H24V197L22 196V197L24 198V200H26V198L28 197ZM67 195H68V194H67ZM69 195H71V194L69 193ZM72 195H71V196H72ZM79 195L82 197L84 194L81 195V193H80ZM87 195H88V194H87ZM92 195H91V196H92ZM156 195H155V196H156ZM167 195H169V196L172 195L171 191H170V194H169V192H168ZM187 195H190V194H187ZM201 195H202V194H201ZM229 195H230V193H229ZM231 195H232V194H231ZM243 195H244V194H243ZM249 195H250V194H249ZM249 195H248V196H249ZM6 196H7V195H6ZM6 196H4V197H6ZM33 196H35V195L33 194ZM33 196H32V197H33ZM60 196H59V197H60ZM62 196H63V197H62ZM62 196H61L62 198L65 197L64 194H62ZM71 196H70V197H71ZM74 196H75V195H73V197H74ZM76 196H77V195H76ZM80 196H79V197H80ZM89 196H90V195H89ZM94 196H92L91 199H94ZM105 196H106V197H105ZM108 196H109V197H108ZM112 196H113V195H112ZM114 196H116V195L114 194ZM132 196H131V199L135 200L134 198H132ZM139 196H140V195H139ZM139 196H138L137 198H139ZM141 196H142V195H141ZM141 196H140V199H141ZM145 196L142 197V198L145 199V198H146ZM150 196H148V197L150 198ZM153 196H154V195H153ZM155 196H154V197H155ZM160 196H158V197L156 196V197L158 198V199H157L158 201H156V202H158L157 207H161V206H160V203H162V201L160 202L159 200H160V199L163 200V199L166 197V196H163V198L161 197V198L159 199ZM169 196H168V199H169ZM194 196L196 197L197 195H194ZM199 196H200V194H199ZM214 196H215V194H214ZM246 196H247V195H246ZM253 196H254V195H253ZM255 196H256V194H255ZM4 197H2V198L5 199ZM9 197H10V196H9ZM12 197H13V196H11L10 198L6 197V199H8V200H5V201L0 197V198H1V199H0V201H1L0 204H1L2 202H3L4 204H5V203L7 204V202L9 203V200H10V199L12 200ZM25 197H26V198H25ZM30 197H31V194H30L29 199H28V201L31 202V198H32V197H31V198H30ZM35 197H38V196L36 195ZM86 197H87V196H86ZM86 197H84V199H85ZM116 197H117V196H116ZM173 197H174V196H172V197L170 196V198H173ZM186 197H187V196H186ZM186 197H183L182 200H180L179 202H178V201H175V202L173 201L175 205H176V203H179V206H180L181 203H182V206H181L180 208H182V207H183V208H182V209L177 208L178 210H183V209L186 210L187 208H189L188 205H186V203H185L186 206H183V204H184L183 201H184V200H187V199H185ZM191 197H192V198L189 197L190 199H188V200H191V199L193 200L194 197H193V196H191ZM219 197H220V195H219ZM222 197H224V195H223ZM225 197H227V196H225ZM225 197H224V198H225ZM233 197L235 198V196H233ZM46 198H47V196H46ZM53 198H55V195H54ZM82 198H83V197H82ZM88 198H89V197H88ZM95 198H96V196H95ZM102 198H101V200H104V198H103V199H102ZM149 198L147 199L148 201H150ZM187 198H188V197H187ZM200 198H202V197H200ZM209 198H210V197H209ZM228 198H229V197H228ZM236 198H237V197H236ZM240 198H243V197H240ZM250 198H251V199L253 198V197H252V194L250 195ZM35 199H36V198H35ZM57 199H58V198H57ZM71 199H72V198H71ZM84 199H83V200H84ZM91 199H90V200H91ZM117 199H118V198H117ZM117 199H116V200H117ZM131 199H129V200H131ZM140 199H139V200H140ZM143 199H142V200H143ZM211 199H212V198H211ZM215 199H216V198H215ZM231 199H232V197H231ZM237 199H239V198H237ZM243 199H244V198H243ZM11 200H10V202H11ZM22 200H23V199H21V201H22ZM24 200H23V202H24ZM33 200H34V198H33ZM37 200H38V199H37ZM45 200H46V199L41 200V201H42V202H45V204H46V202H47V205H48V202H49V201H50V202L52 201V199H51V200H47V201H45ZM53 200H54V199H53ZM58 200H59V199H58ZM90 200H89V201H90ZM94 200H95V199H94ZM94 200H93V201H94ZM111 200H112V199H111ZM129 200H128V201H129ZM137 200H138V199H137ZM155 200H156V199H154V201H155ZM164 200H166V199H164ZM172 200H174V199H172ZM172 200L170 199V201H169L170 204H169V205H172V204H171V201H172ZM192 200H191V202H192ZM196 200H197V199H196ZM199 200H200V199H199ZM207 200H208V199H207ZM240 200L243 201V202L245 201V200H242V199H240ZM6 201H7V202H6ZM26 201H27V200H26ZM84 201H86V199H85ZM95 201H96V200H95ZM118 201H119V205H117V206H118V210H119V207H120V210H122V211L124 210L123 212H125L126 210H128V209H125V208L129 206L128 203H129L130 201L127 202V200H126V202H127L128 205L125 206V205H124V204H125V200H122V201H124V203L122 202V203H123V206H124V209H121V206H120V204H121V199H119ZM131 201H132V200H131ZM145 201H146V199H145ZM145 201L143 200V202H145ZM197 201H198V200H197ZM200 201H201V200H200ZM228 201H229V200H228ZM241 201H240V202H241ZM17 202H18V200H17ZM17 202H16V201L13 202L14 205H15ZM23 202H22V203H23ZM38 202L40 203L39 200H38ZM50 202H49V204H50ZM54 202H55V200H54ZM59 202H60V201H59ZM59 202H58V203H59ZM150 202H151V201H150ZM152 202H153V201H152ZM185 202H186V201H185ZM189 202H190V201H189ZM194 202H195V201H194ZM205 202H206V200H205ZM205 202H203L204 205H206ZM238 202H239V201H238ZM238 202H237V203H238ZM240 202H239V205L241 206V203H240ZM261 202H262V201H261ZM13 203H11V204H13ZM27 203H28V202H26V205H27ZM52 203H53V202H52ZM52 203H51V204H52ZM80 203L82 204V201H81ZM80 203H79V205H80ZM87 203H89V202H87ZM91 203L93 204L92 201H91ZM91 203H90V204H91ZM101 203H103V201H102ZM134 203H135V202L131 203V204H132V207H131V208L128 207L129 210H132V211H130L131 214H130V213H126V214H130V215L133 214V215H135V216L132 215L131 217H135V219H137L138 222H139V220H140V225H139V223L137 222V220L132 219V218H129V220L132 219L131 221H134V222L136 221V222H137V223L135 222L134 224H133V222H132V223L130 222L133 226L136 224V225H135V226H136V229L139 228L138 226L143 225L144 222H145L146 224L148 223L147 225H149V223L152 221V224H151V223H150V224H151V226H154L153 223H154V222L157 223L156 221L158 220V219H156L155 217L157 216V218H159L158 215L161 216V215H162L161 213H163V212H160V209H161V208H158V209H159L158 213L155 211L156 214H158V215H155V213H154V214H153V215H155V217H154L153 215H150V213H149V212L152 210L151 208H150V209H151L150 211H148V209L144 208V209L147 210V212H145L146 210L144 211V210L141 208V210H143V211L145 212V214H144V212H143V214H142V213H141V214H138V212H137L138 215H140V216L142 215L141 218L139 219L138 215L135 213L136 211H134V210H136L135 208H137V210L139 211V209H140V208H139L140 203H138L139 205H138L137 203H136L137 205L135 204V206H137V207H135V206L133 205ZM153 203H154V202H153ZM163 203H164V201H163ZM163 203H162V205H163ZM228 203H229V202H228ZM245 203H246V202H245ZM250 203H251V202L246 203V204H249V206H250V207H248V208H246L248 205H244V207L246 206L245 208H243V206H241V208L244 209V212H245L246 209H251V210H248L249 212L254 211L253 209H255V208H254L255 205H254V207H252L253 205H251ZM11 204H10V205H11ZM17 204L20 205L21 202H20V203H17ZM40 204H41V203H40ZM53 204H54V203H53ZM53 204H52V205H53ZM55 204H56V203H55ZM55 204H54V205H55ZM59 204H61V203H59ZM59 204H58V205H59ZM103 204H105V203H103ZM108 204H109V203H108ZM112 204H113V203H112ZM117 204H118V203H117ZM156 204H157V203H155V205H156ZM187 204H188V203H187ZM190 204H192V206H193V202L190 203ZM201 204H202V202H201ZM208 204H209V203H208ZM229 204L232 205V203H229ZM255 204H256V203H255ZM7 205H8V204H7ZM10 205H8V206H10ZM32 205H34V204H32ZM43 205H44V204H43ZM58 205L56 206V209H55V210H56V212H55L56 214H59V213L61 212V211H60V212L57 211V207H59ZM88 205H89V204H87V206H88ZM93 205H95V206H94V208H95V207L97 206V203H95V204H93ZM121 205H122V204H121ZM147 205H148V202H147ZM149 205H150V203H149ZM164 205H167V202H166ZM175 205H173V206L175 207ZM198 205H199V204H198ZM233 205H234V204H233ZM235 205H236V204H235ZM0 206H1V205H0ZM15 206H17V205H15ZM30 206H31V205H30ZM30 206H28V207H30ZM44 206H45V205H44ZM75 206H76V205H75ZM75 206H74V207H75ZM85 206H86V205H85ZM87 206H86L85 209H83L84 206H82V208H81L82 211L86 210V209L89 208V207H90V208H89L90 210L92 209V208H91V205H90L89 207H87ZM111 206H112V208L110 207V205L108 206V207H110V210H109V211H111V209H112V211H111L110 213L108 212V213H109V216L111 217V216H113V215H117V217H119L120 215H118L117 213H115V212H117L116 210H115V212H113V209L116 208V207L113 208V206H116V205H111ZM123 206H122V208H123ZM130 206H131V205H130ZM133 206H134V209H132ZM143 206H145V205H143ZM143 206H142V207H143ZM151 206H153L152 203H151ZM179 206H178V207H179ZM206 206L208 207V205H206ZM209 206L211 207L212 212H214L216 216H226L227 214H228L227 216H229V213H227V212H229V209H228V210L226 209V207L224 206V202H223L221 199H217V200H215V201H214V200H213V201H210V205H209ZM10 207H11V206H10ZM18 207H19V206H18ZM20 207H23V208L26 207V208H27V206H25V205H24V206L20 205ZM36 207H37V205H35L34 207H31V208L34 209V208H36ZM38 207H39V205H38ZM48 207H51V205H48ZM48 207H47V209H49ZM53 207H54V206H53ZM53 207H52V209H54ZM62 207H63V206H61V208H62ZM77 207H78V206H77ZM92 207H93V206H92ZM97 207H98V206H97ZM153 207H156V206H153ZM157 207H156V209H157ZM168 207H169V208H172V207H170V206H168ZM174 207H173V208H174ZM185 207H187V208H185ZM199 207H200V206H199ZM234 207H235V206H234ZM256 207H257V205H256ZM40 208H42V207H40ZM70 208H71V207L69 206V209H70ZM99 208H101V207L99 206ZM99 208H98V209H99ZM103 208H105V206H104ZM173 208H172V209H173ZM228 208H230V207H228ZM235 208H236V207H235ZM259 208H261V207H259ZM259 208H258V209H259ZM1 209L3 210L2 207H1ZM21 209H22V208H21ZM27 209H29V208H27ZM37 209H38V208H37ZM37 209H36V210H37ZM67 209H68V208H67ZM74 209H76V207H75ZM74 209H73V210H74ZM95 209H96V208H95ZM98 209H97V210H98ZM108 209H109V208H108ZM153 209H154V208H153ZM156 209H154V210H156ZM158 209H157V210H158ZM172 209H171V210H172ZM174 209H175V208H174ZM177 209H176V211H177ZM207 209H208V208H207ZM207 209H206V210H207ZM258 209H255V211L257 210L256 213H255V215L259 212ZM30 210H31V209H30ZM34 210H35V209H34ZM36 210H35V212H36ZM59 210H64V208H62V209L59 208ZM73 210L70 209V212H68V211H62V214H60V215H64L65 217H66V216L69 217L70 214L72 215L71 211H73ZM79 210H80V209H79ZM87 210H88V209H87ZM97 210H96V211H97ZM100 210H101V209H100ZM154 210H153V211H154ZM161 210H162V209H161ZM163 210H165V209H163ZM189 210H190V212H191V207L189 208ZM192 210L196 211V208H195V209H192ZM197 210H198V209H197ZM200 210H202V207H201ZM206 210H205V214L207 215V214H208V210H207V212H206ZM5 211L7 212V209H6V210L4 209V213H3V214L6 215V216H8V215H9V212H7V213H8V215H7ZM17 211H18V210H17ZM26 211H27V210H26ZM32 211H33V210H32ZM37 211H38V213L41 212L40 209H38ZM88 211H89V210H88ZM93 211H94V209H93ZM93 211L91 210V212H93ZM96 211H94V213H95ZM101 211H102V210H101ZM186 211H187V210H186ZM202 211H204V210H202ZM248 211H247V213H248ZM24 212H25V211H24ZM33 212H34V211H33ZM49 212H51V211H49ZM57 212H58V213H57ZM63 212H64L65 214H66V212H68V213H70V214L65 215V214H63ZM73 212H75V211H73ZM80 212H81V210H80ZM105 212H106V210H105ZM105 212L103 211V213H105ZM127 212H129V211H127ZM159 212H160V214H159ZM177 212H178V211H177ZM177 212H175V213H177ZM181 212H182V211H181ZM198 212H200V211H198ZM210 212H211V211H209V213H210ZM230 212H232V211L230 210ZM12 213H13V214H15V213L17 214V213H19V211H18V212H16V211H15V212H11V214H12ZM36 213H37V212H36ZM36 213H35V216L37 215ZM42 213H43V211H42ZM44 213H45L46 216L49 217V215H47L45 211H44ZM44 213H43L42 215H44ZM84 213L87 214L85 211H84ZM97 213H100V212L98 211ZM103 213H101V214L103 215ZM108 213L106 212L104 215H106V214H108ZM113 213H114V214H113ZM152 213H153V212H152ZM165 213H166V212H165ZM192 213H194L193 216H196V215H197V212H192ZM214 213H211V214H214ZM232 213H233V212H232ZM236 213H238V211H236ZM247 213H246V214H247ZM261 213H262V212H261ZM261 213H259V214H261ZM11 214H10V215H11ZM33 214H34V213H32V215H33ZM40 214H41V213H40ZM40 214H39V215H40ZM79 214H80V213H79ZM79 214H74L75 216L78 215V216H77V217H78L77 222H80V221H81V223H77V224H80L82 227H84V228H82V229H84V231H85V230H88L89 228H88V229H87V228L85 229V226H83V225L87 223V224H86V227H87V226L89 225L88 223H91V224H92V220H93V219L90 218V219H91V222H87V221H90V220L87 219L86 216H85V217H86V218H85V217L83 216V214H82L83 218H85V219H84V222H82L83 220H80V221H79V219H82V216L80 215V216H81V217H80ZM85 214H84V215H85ZM111 214H112V215H111ZM120 214L122 215V213H120ZM123 214H124V213H123ZM126 214H124L125 216L123 215V216H121V217L127 219L126 216H130V215H126ZM147 214H148V215H147ZM163 214H164V213H163ZM185 214H187V212H186ZM238 214H239V213H238ZM251 214H252V213H251ZM0 215H1V214H0ZM17 215H18V214H17ZM23 215L26 216V214H23ZM39 215H38V217L36 216V218L41 219L40 217H42V215H40V217H39ZM143 215H144V217H143ZM145 215L148 216V218H149V216H150V217L153 216V217H151V220H150V219L148 220L147 217H145ZM172 215H176V214H172ZM172 215H171V216H172ZM179 215L181 216L180 212H179ZM188 215H189V214H188ZM199 215H202V217H203L204 213L202 212V213H200ZM206 215H205V216H206ZM233 215L235 216V214H233ZM239 215H240V214H239ZM21 216H22V215H21ZM30 216H31V215H28V217H30ZM64 216H63V217H60V218L66 220L67 218H64ZM87 216L89 217V215H87ZM109 216H102V217H106V218H107V217H109ZM171 216L169 215V217H171ZM177 216H178V215H177ZM190 216H192L191 213H190ZM190 216H189V217H190ZM208 216H210V215L208 214ZM212 216H213V215H212ZM250 216L254 217L253 215H250ZM256 216L259 217L260 215L257 214ZM9 217H10V216H8V218H9ZM12 217H14V216H12ZM33 217H34V216H33ZM48 217H45V216H44V218H48ZM79 217H80V218H79ZM117 217H116V218H117ZM162 217H164V216L162 215ZM167 217H168V216H167ZM183 217H184V216H183ZM206 217H207V216H206ZM206 217H205V218H206ZM260 217H261V216H260ZM17 218H18V217H17ZM19 218H20V217H19ZM19 218H18V219H19ZM25 218H26V220H29V219L32 218V216H31L30 218H27V216H26V217H24V218H22V219H25ZM34 218H35V217H34ZM44 218L42 217V220H43V221H46V222H47L48 220L52 219V218H50V217H49L50 219L48 218V220H46V219H44ZM60 218L57 219V220H61ZM72 218H73V219H72ZM97 218H98V217H97ZM106 218H105V219H106ZM113 218H114V217H112V218H108V219L110 220V219H113ZM116 218H115L114 220L117 221ZM119 218H120V217H119ZM143 218H144V219H143ZM165 218H166V214H165ZM186 218H187V217H186ZM198 218H199V217H198ZM205 218H204V219H205ZM210 218H211V216H210ZM216 218H217V217H216ZM227 218H228V217H227ZM236 218H237V217H236ZM240 218H241V216H240ZM242 218H243V217H242ZM242 218H241V219H242ZM10 219H11V218H10ZM10 219H9V220H10ZM22 219H21V220H22ZM54 219H55V218H54ZM54 219H53V220H54ZM75 219H76V218H75ZM94 219H95V217H94ZM108 219H107V220H108ZM141 219H142V220H141ZM155 219H156V220H155ZM159 219H160V218H159ZM162 219H163V218H162ZM162 219H161V220H162ZM187 219H188V218H187ZM192 219H193V218H192ZM202 219H203V218H202ZM207 219H209V217H207ZM212 219H213V218H212ZM217 219H219V218H217ZM223 219H225V218H223ZM241 219H240V220H241ZM254 219H255V217H254ZM4 220H5V219H4ZM11 220H12V219H11ZM21 220H18V221H19V223H17V224H18V227H19V226H20V227H22V226L25 227V225H27V222L24 220L26 224L23 225L24 222H23V220H22V221H21ZM67 220H68V221H67ZM67 220H66V221H67L66 224H68L69 220H70V221H71V220H74V217L71 216V219L68 218ZM85 220H86V222H85ZM107 220H105V221H107ZM109 220H108V221H109ZM118 220H120V219H118ZM129 220H128V222H129ZM145 220H148V221H145ZM153 220H154V222H153ZM167 220H168V219H167ZM220 220L222 221L221 218H220ZM238 220H239V219H238ZM240 220H239V221H240ZM243 220H244V221L246 220V221H248V222H250L249 220H252V221H251V223H247V222L245 221L246 223L243 222L241 225L237 222L238 225H239L240 227H237L236 231L239 230L240 232H242L241 229H244V228L246 227L247 224H251V225H252V224H253V221H254L253 219H249V220H248V219H243ZM20 221H21V222H20ZM32 221H34V220L29 221V224H32V225H30L31 228H32V227H33V228H34V227H37V226L40 224V223L38 224L37 222H36L37 225H36V223H35V225L33 224V223L36 221V219H35L34 222H32ZM43 221H42V222H43ZM50 221H52V220H50ZM54 221H55V220H54ZM62 221H63V220H62ZM99 221H100V220H99ZM110 221H112V222L110 223V225H112V224H113V220H110ZM142 221H143V222H142ZM162 221H163V220H162ZM162 221H161V222H162ZM168 221H169V224H170V222L173 223V221L170 220V218H169ZM185 221H186V220H185ZM188 221H189V222H188ZM195 221H197V220L195 219ZM195 221H194V222H195ZM199 221H200V220H199ZM199 221H198V222H199ZM217 221H218V220H217ZM217 221H211V222H213V224H214V226H215V223H216ZM221 221H219V222L222 223ZM224 221H227V219H225ZM255 221H257V218L255 219ZM255 221H254V222H255ZM3 222H4V221H3ZM30 222H32V223H30ZM38 222H39V220H38ZM73 222H74V223H73ZM96 222H97V221H96V219H95V221H93V225H95L94 223H96ZM103 222H104V221H103ZM103 222H102V223H103ZM141 222H142V224H141ZM161 222H158V223L162 224ZM190 222L192 223V221L188 219V220H187V223L190 224ZM194 222H193V223H194ZM200 222H201V221H200ZM200 222H199V224L197 223V225H196L198 228H199V225L202 226V224L204 223V222H202V223L200 224ZM229 222H230V219H229ZM7 223H8V221H7ZM22 223H23V224H22ZM63 223L65 224V221H64ZM71 223L75 224V223H76V220H75V221H72ZM71 223L69 222V227H70L69 229H74L75 226L72 225ZM82 223H83V225H82ZM100 223H101V221H100ZM102 223H101V225H103ZM104 223H105V222H104ZM106 223H107V222H106ZM145 223H144L143 227L141 226L142 228H141V227L139 228L140 231H141V229L143 230V229H145V228H147V229L151 228V226L149 227V226H147ZM155 223H154V224H155ZM158 223H157V224H158ZM164 223H166V222H163V224H164ZM172 223H171V224H172ZM183 223H184V222H183ZM217 223H218V222H217ZM220 223H219V224H220ZM227 223H228V221H227ZM244 223H245L246 225H245ZM2 224H3V223H2ZM4 224H6V222H5ZM4 224H3V228L5 227ZM11 224H12V223H11ZM11 224H10L11 228H10L9 224H6V226L8 225L9 230H8V228H6V227H5V228H6V230H8V232H10V231L15 232V230H12V229H16L17 226H16V227L14 226L15 228H12V225H11ZM13 224H15V222H14ZM20 224H22V226H21ZM29 224H28V225H29ZM47 224H50V225H49L50 227L52 226L50 222H48ZM52 224H53V223H52ZM121 224H122V222H121ZM121 224H120L119 226H121ZM123 224H126V222H123ZM123 224H122V225H123ZM131 224L129 225V223H128L127 225L132 226ZM157 224H156V225H157ZM189 224H188V225H189ZM223 224H225V223H223ZM229 224H230V223H229ZM243 224H244V225H243ZM0 225H1V224H0ZM15 225H16V224H15ZM28 225H27V226H28ZM59 225H60V222H59ZM71 225H72V228H71ZM93 225H91V226H93ZM108 225H109V223H108ZM110 225L107 226V224H106L107 229L110 227ZM145 225H146L147 227H145ZM156 225H155V226H156ZM167 225H168V223H167ZM167 225H166V228H167ZM179 225H180V224H179ZM186 225H187V224H186ZM188 225H187V226H188ZM190 225H192V224H190ZM216 225H217V224H216ZM221 225H222V224H221ZM230 225H232V224H230ZM230 225H229V226H230ZM236 225H237V224H236ZM238 225H237V226H238ZM242 225H243V226H242ZM251 225H249V226L247 225V226H248V229H251V228L253 227V226H251ZM253 225H254V224H253ZM27 226H26V229H27ZM46 226H47V225H46ZM61 226H64V225H61ZM73 226H74V228H73ZM91 226H90V225L88 226V227H90V230H89L90 232L94 230L93 228H95V230H96V227H95V226L92 227V228H91ZM96 226H97V225H96ZM99 226H100V225H99ZM99 226H97V228H99ZM123 226L125 227V225H123ZM123 226H122V228L124 229ZM157 226H158V225H157ZM161 226H163V225H160V227H161ZM170 226H171V225H170ZM229 226L227 225L226 227H227V228H230ZM232 226H233V225H232ZM232 226H231V227H232ZM244 226H245V227H244ZM20 227H19V228H20ZM30 227L28 226V228H30ZM47 227H48V226H47ZM50 227H48V228H50ZM64 227L67 228L68 226L65 225ZM77 227H78V226H77ZM77 227H76V228H77ZM101 227H102V226H101ZM103 227H104V226H103ZM103 227H102V229H99V230L97 229V232L99 231V232L101 233V231L103 230ZM117 227H118V225H117ZM163 227H164V226H163ZM168 227H169V225H168ZM173 227H174V225H173ZM181 227H183V226H181ZM188 227H189V226H188ZM188 227H187V229H188ZM215 227H216V226H215ZM241 227H242V228H241ZM243 227H244V228H243ZM249 227H250V228H249ZM3 228L0 227V229H3ZM51 228H52V227H51ZM51 228H50V230L53 229V228H52V229H51ZM58 228H59V227H58ZM119 228H120V227H118V229H117V228L115 227V228L111 229L110 231H115V232L117 231V234H118V233H119V231H118ZM122 228H120V230H121ZM127 228H128V227H126V229H127ZM129 228L131 229V227H129ZM132 228H133V227H132ZM164 228H165V227H164ZM164 228H163V229H164ZM178 228H180V227H178ZM178 228H177V229H178ZM205 228H206V227H205ZM213 228H214V227H213ZM213 228H211V229L214 230ZM219 228H220V227H219ZM56 229H57V228H56ZM59 229H60V230H59ZM59 229H58L57 231L60 232V231H61V228H59ZM69 229H65V231L67 230V233H68V234H70V233L68 232ZM78 229L81 230V228H79V227H78ZM91 229H92V230H91ZM109 229H110V228H109ZM115 229H116V230H115ZM139 229H138V230H139ZM147 229H145V230H147ZM163 229H162V231H163ZM170 229H171V231H172V227H169V230H170ZM194 229H195V228H194ZM199 229H200V230H203V231L206 230V229L204 230V227H202V228L200 227ZM207 229L209 230V228H207ZM217 229H218V227L216 228V230H217ZM220 229H221V228H220ZM254 229H256V228H254ZM20 230H21V229H20ZM30 230H32V229H27V231L30 232V234H32ZM33 230H34V229H33ZM62 230H63V229H62ZM74 230H75V229H74ZM95 230H94V231H95ZM100 230H101V231H100ZM164 230H165V229H164ZM178 230H179V231H178ZM178 230H176V229L173 228V231H175L174 233H176V231H177V232L179 233V235H180V230H182V229L180 228V229H178ZM192 230H193V229H192ZM223 230H224V229H223ZM226 230H227V229H226ZM226 230H225V231H226ZM228 230H231V231H232L233 229L230 228V229H228ZM246 230H247V228L244 229L242 233H244ZM2 231H3V233H2V232H0V233H1V234H4L5 229L2 230ZM16 231H17V229H16ZM23 231H24V230H23ZM52 231H54V230H52ZM55 231H56V230H55ZM72 231H73V230H72ZM84 231H83L82 233L80 232L81 235L84 233ZM105 231H106V230H105V228H104V230H103L104 234L108 233V231H107L106 233H105ZM127 231L130 232L129 229H128ZM173 231H172V232H173ZM197 231H198V229H197ZM203 231H202V232H203ZM218 231H219V229H218ZM236 231H235V232H236ZM251 231H252V230H251ZM6 232H7V231H6ZM6 232H5V233H6ZM17 232H18V231H17ZM17 232H16V234H17ZM19 232H20V231H19ZM28 232L25 231V233H27V235H28ZM34 232H35V234H36V231H35V230H34ZM59 232H58V233H59ZM74 232H75V231H74ZM85 232H86V231H85ZM122 232H123V231H122ZM124 232H126L125 229H124ZM124 232H123V233H124ZM131 232H132V231H131ZM131 232H130V233H131ZM138 232H139V231H138ZM163 232H164V233H163ZM163 232H162V233H161V232L159 233V232L157 231V237L161 234V236H162V238H163V239H162L161 236H159V240H160V239H161V240H164V239H165V238L163 237V235H164V234L166 235V231H163ZM181 232L183 233V235H182L181 238H182V240H185L184 235H186V234L189 235V233H188L187 231H186L187 233H184V231H181ZM200 232H201V231H199L198 234H199ZM208 232H210V231H208ZM223 232H224V231H222L221 233L219 232V233L222 234ZM249 232H250V230H248V231L245 232V233H248V234H249ZM252 232H253V233H251V236H247V237H246V235H245V237H244L245 239H243V237H241V238H240V239H241V240H240V243H238L235 239L231 238V236H228L229 234H227V233L225 232V233H226V237H228V238H225V235H224V238L226 239V240H224V241H225L226 243H229V242H232V241L234 240V241H235V242L233 241L234 243H238L239 245L243 246L242 244H244V242L242 241V239H243V240H246V241H245V242H247L246 251H245L244 249H241V251L244 250V252H247V253L249 254L250 261H252V262L255 261V263H257V262H256V259H255V258H257V257L251 256V253H253V254H257V247H256V245H258V244H257V241H258V240H257V237H258V236H257V234H258L257 232H258V231H257V230H254V231H252ZM10 233H11V232H10ZM10 233H9V234H10ZM50 233L52 234V232H50ZM58 233H57V234H58ZM65 233H66V232H65ZM67 233H66V234H67ZM123 233H122V236H121V237H124ZM130 233H126V234H129V235H130ZM148 233H149V232H148ZM148 233H147V234H148ZM151 233H152V232H151ZM151 233H150V234H151ZM153 233H154V231H153ZM155 233H156V231H155ZM155 233H154L153 235L156 236ZM178 233H177V234H178ZM12 234H13V235L10 234L11 237H10V236H7L4 240H6V239L9 240V237H10V239H11L12 236H14V233H12ZM16 234H15V235H16ZM57 234L55 233V234H53V236L56 235V236H54V237H55V238L58 237V240H59V241L63 239V238L60 239L59 237H61L62 235H65L64 233L62 234V232H60L61 235L58 234L59 236H57ZM71 234H72V233H71ZM75 234H77V233H75ZM86 234H87V235H88V234H91V236H92V234H94V233H93V232H92V233L87 232V233H85V235H86ZM98 234H99V233H97V235H98ZM104 234L102 233L101 235H102V236H105V237H109V236H111L113 233L110 234V232H109V234H110V235L108 234L109 236H108V235H104ZM142 234L144 235L145 233H142ZM147 234H145V236H146ZM158 234H159V235H158ZM162 234H163V235H162ZM177 234H176L175 236H177ZM193 234H195V233H193ZM196 234H197V233H196ZM198 234H197V235H198ZM201 234L203 235L204 232L201 233ZM205 234H206V233H205ZM223 234H224V233H223ZM252 234H253V235H252ZM44 235H45V234H44ZM72 235H73V234H72ZM83 235H84V234H83ZM114 235H115V234H114ZM114 235H112V236L110 237V239H111ZM120 235H121V234H120ZM131 235H132V233H131ZM136 235H137V234H136ZM138 235H139V233H138ZM140 235H141V234H140ZM151 235H152V234H151ZM165 235H164V236H165ZM179 235H178V236H179ZM197 235H196V236L194 235V236H195L196 238H198ZM202 235H200V236L198 235V236H199V239H201L200 241H202L200 244H199L200 241L197 242V240H199V239H195L193 235H192V237H193L194 241L196 240V242L199 244V247L203 248L204 250H202L201 248H200L201 250H197L196 248H197L198 246H197V244H194V245H196V246H194V247H196V248H194V250H195V249H196V250H195V252H194V250L192 249L193 252H192V251H191V252L195 254V255L193 254L195 257H194L191 253H189V255L191 254L195 259H199V258L201 259V258H202L203 260H202V259H201L202 261H201V260H200V261H199V260H195V259L193 260V257L190 258L191 255L189 256L188 254H186V255H185V259H186L188 256H189V258H190V259L187 258V261L190 260V261H188L189 263H187V264H190V263H191V260H192V263H191V264H196V263H198L197 261H199L198 264H200V263H202V264H203V263H204V264H210L211 262H207V261H209V260L207 259V255H208L209 259H210V258H212V256H210V255H212L211 253H213V252H214V253H213V254H214L213 256H217V254H218L219 256L222 257V255H223V257H224V255L226 254V256H225V257H226V259H225V260H226V261H225L226 263H227V261L232 260V263H231V262H230V263H231V264H234V263H235V262H233V260H234V261H236V264H239V263H241L242 258H243L244 260H246V259L244 258V257H245L244 254H245V253H244V252L242 253L241 251L236 252L237 249H235L234 244H233V246H232V247H233L232 249H234V250L231 249V251H234L233 253L229 251V250H230V247H231L230 243L228 244V245H229V248H226V247H225V249H224L223 247L226 246V245H224L222 248H217V249H219V250H217V249L215 250L216 246H221V245H222V244H221V245L219 244V243L221 242V240H219V239H217V238H215V237H214L215 239L212 238V239L215 240V241L218 240L217 242H214V244H216V243H217V244H216V245L213 244V245H214V246H213L212 244H210L211 239L209 240V239L207 238V237H210V238H211V236H209V235L207 236V234H206L205 236H207V237L204 239L205 236H204V235L202 236ZM215 235H216V234H215ZM230 235H231V234H230ZM2 236H3V235H2ZM16 236H18V235H16ZM16 236H15V237H16ZM19 236H20V235H19ZM22 236H23V232H22L21 237H22ZM28 236H29V235H28ZM33 236H34V234H32V237H33ZM37 236H41V234L39 233V235H37ZM37 236H36V237H37ZM75 236H76V235H75ZM77 236H78V234H77ZM77 236L75 237V239H74V237H71L72 239H68V240H69V241H71V240H75V241H77V239H76V238H78ZM102 236H101V237H102ZM117 236H119V234H118ZM145 236H142V237H141V236H138V237H137V236H136V237L133 236V237H134L135 239H136V238H139L140 240L143 241L144 239H142V238H144ZM155 236H153V237L155 238ZM190 236H191V235H190ZM190 236H188V237H190ZM221 236L223 237V235H221ZM23 237H25V236H23ZM30 237H31V235H30ZM36 237H35V238H36ZM49 237H51L50 234H49ZM63 237H64V236H63ZM88 237H90V235H88ZM95 237L97 238L98 236H94V237H93V240L95 239ZM105 237H104V240H105ZM114 237H116V235H115ZM114 237H113V238H114ZM119 237H120V236H119ZM119 237H117V238H119ZM146 237H147V236H146ZM146 237H145V240L148 239L147 242H146V241H144V242L141 241L143 244L140 242V247H141V249H140V247H139L140 250H142V246H141V244L145 247V249H146V248L151 249L152 247L150 248V247H148L147 245L150 246V244H154L155 240L158 239V238L156 237L155 240H154V238H153L152 236H150V235H149V237H150L151 239L153 238V240H149V238L146 239ZM192 237H190V238H192ZM201 237H203V238H201ZM17 238H19V237H17ZM33 238H34V237H33ZM38 238H39V237H38ZM79 238H80V239H79ZM79 238H78V240H81V242H82V241L84 240L85 236H84V237L80 236ZM86 238H87V237H86ZM102 238H103V237H102ZM126 238H127V237H126ZM129 238H130V237H129ZM134 238L131 237V238H130V241H132V239L135 240ZM166 238H168L167 235H166ZM171 238H172V237H169V238L167 239V240L169 241V243H170V241H171V240H170ZM183 238H184V239H183ZM186 238H187V236H186ZM234 238H235V236H234ZM238 238H239V236L237 237V240L239 241ZM19 239H21V238H19ZM22 239H24V238H22ZM41 239H42V236H41ZM56 239H57V238H56ZM56 239H54V240H56ZM90 239H92V238H89V241H90ZM97 239H98V238H97ZM99 239H100V238H99ZM123 239H124V241L126 242L125 237H124ZM188 239H189V238H188ZM193 239H192V242H193ZM216 239H217V240H216ZM228 239H229V240H228ZM4 240H3V242H4ZM7 240H6V241H7ZM15 240H16V238H15ZM25 240H26V238H25ZM33 240H34V239H33ZM33 240L30 241V242H28L29 245H30V244L33 245V242H34V241H36V240H40V239H35L34 241H33ZM106 240H108V239H106ZM112 240H113V239H112ZM115 240L117 241L118 239H115ZM165 240H166V239H165ZM165 240H164V242L161 241V243L163 242L162 244L160 243V244L162 245V246H160V247H163V249H164V247H167L166 245H168V242H166L167 244L165 245ZM167 240H166V241H167ZM180 240H181V239H180ZM180 240H179V242H181ZM190 240H191V239H190ZM190 240H189V241H190ZM204 240H205V241H208V240H209V241H208V242H205V244L202 246L201 244L204 243ZM213 240H212V241H213ZM231 240H232V241H231ZM11 241H12V239H11ZM13 241H14V239H13ZM17 241H18V240H17ZM19 241H20V240H19ZM28 241H29V240H28ZM44 241H45V240H44ZM62 241H63V240H62ZM69 241H67V243H68ZM95 241L97 242L96 239H95ZM100 241H101V239H100ZM116 241L113 240L112 243H113V242L115 243ZM130 241H127V243L129 242L128 244H130ZM157 241H158V240H157ZM173 241H174V242H173ZM176 241H177L176 239H172L171 244L174 245V243H175ZM228 241H229V242H228ZM3 242H2V243H3ZM9 242H10V241L6 242V243H7V246L10 244ZM39 242H41V241H39ZM60 242H61V241H60ZM65 242H66V241H65ZM65 242H64V243H65ZM72 242H73V241H72ZM72 242H71V243H72ZM151 242H153V243H151ZM177 242H178V241H177ZM218 242H219V243H218ZM4 243H5V242H4ZM4 243H3V244H4ZM11 243H12V242H11ZM18 243H19V242H18ZM51 243H52V241H51ZM53 243H54V242H53ZM58 243H59V242H58ZM62 243H63V242H62ZM64 243H63V246L65 245ZM67 243H66V244H67ZM76 243H77V242H76ZM85 243H86V240H84V242H82V248L80 247L81 244L78 246L79 249L84 250V254H86V255L83 254V257H84V256H85L84 258L87 257L86 259L83 260V259L81 258V256H82V253H81L80 258H81V262H82L83 264H84L83 261L88 260V256H90L89 253H88V251H87V252L85 251L86 249H89V248H88L89 245H88V246L86 245V248H84ZM88 243H92V244L94 245L95 242H87L86 244H88ZM97 243H99V242H97ZM101 243H102V242H101ZM106 243H107V241H106ZM106 243H104V245H105ZM108 243H109V242H108ZM108 243H107V244H108ZM114 243H113V245H114ZM136 243H137V242H136ZM144 243H146V245H145ZM156 243H157V242H156ZM156 243H155V244H156ZM182 243H184V242H182ZM182 243H181V244H182ZM211 243H212V242H211ZM20 244H21V243H20ZM23 244H24V243H23ZM68 244H70V243H68ZM72 244H74V243H72ZM107 244H106L105 246H107ZM109 244H110V243H109ZM109 244H108V245H109ZM138 244H139V243H137V245H138ZM157 244H158V243H157ZM189 244H190V243H189ZM206 244H207V245L210 244L211 246L209 245V250L212 251V247H213V248H214V251H213V252H210L209 250L207 251V248H206V247H208V246H207ZM218 244H219V245H218ZM1 245H2V244H0V248H4V247H2ZM4 245H6V244H4ZM11 245H12V247H13V246L15 245V243H14V244H11ZM18 245H19V244H18ZM21 245H22V244H21ZM27 245H28V244H27ZM50 245H51V244H50ZM104 245H103V246H104ZM110 245H111V244H110ZM113 245H112V246H113ZM116 245H117V244H116ZM132 245H133V244L128 245V247H130L129 250L131 249V251H132V248L134 249L135 247H137L136 245H134V246H132ZM173 245H172V247H173ZM7 246H6V248H7ZM15 246H16V245H15ZM30 246H31V245H30ZM48 246H49V245H48ZM54 246H55V245H54ZM63 246H62L61 248H64ZM66 246H67V245H66ZM96 246H97V245H96ZM101 246H102V244H101ZM101 246H99V247H101ZM119 246H120V245H119ZM151 246H152V245H151ZM154 246H155V245H154ZM156 246H157V245H156ZM156 246H155V247H156ZM168 246H169V245H168ZM170 246H171V245H170ZM170 246H169V248H170ZM182 246H183V245H182ZM184 246H189V245L187 244V245H184ZM190 246L193 247V244H191ZM10 247H11V246H9V249H10ZM12 247H11L10 250L13 251V252L10 251V253H9L10 255H11V253H14V252L18 251V248L14 250L15 247H14L13 249H12ZM16 247H17V246H16ZM22 247H23L24 250H25V248H26L27 246L25 245V246H22ZM33 247H34V246H33ZM36 247H37V246H36ZM51 247H52V246H51ZM51 247H49V248H51ZM57 247H58V246H57ZM78 247H77V248H78ZM120 247H121V246H120ZM120 247H118V248H120ZM131 247H132V248H131ZM210 247H211V248H210ZM227 247H228V246H227ZM19 248H20V247H19ZM23 248H20L19 250H22ZM106 248H107V247H106ZM109 248L114 249V247H109ZM183 248L187 251V248H188V247H187V248H186V247H183ZM190 248H191V247H190ZM190 248H188V249L191 250ZM205 248H206V249H205ZM9 249H8V250H9ZM41 249H43V248H41ZM51 249H52V248H51ZM53 249H54V248H53ZM64 249H65V248H64ZM64 249H63V250H64ZM90 249H91V248H90ZM104 249H105V248H103V250H104ZM112 249H111V250L109 249V250L107 251V252L110 251V252H109V253H110L109 258H110V257L112 258V255H113V254L111 255V252H113ZM116 249H117V248H116ZM136 249H137V248H135V251H136ZM139 249H138V251H140ZM158 249H159V247L156 248V249H154V247H153L152 250H155L154 252L157 253V252L160 251L161 248L159 249V251H158ZM177 249H178V248H177ZM220 249L225 250L223 254H221L220 252H218V251H220ZM226 249L230 252L229 254H231V255H235V252H236L238 255L241 254L240 256H242V258H241L240 256H239V257L236 256V257H235L236 259H230V258H232L231 255H229L230 258H228L229 256L227 255V253H225V252H227ZM4 250H5V249L1 250V251H3V252H2L3 254H4ZM8 250H7V251H8ZM26 250H27V249H26ZM28 250H29V249H28ZM33 250H34V248H33ZM35 250H36V249H35ZM54 250H55V249H54ZM58 250L61 251L60 249H58ZM63 250H62V252H65V251H63ZM66 250H67V248H66ZM73 250H74V251H77V252H75V253H79V251H78V250H75V248H72V252H73ZM119 250H121V251H118L117 253L122 252V253H124V255L129 254V251L127 250V248H126V251H124V252H123V250H125V248H123V247H122V249L120 248ZM156 250H157V251H156ZM161 250H162V249H161ZM167 250H168V249L166 248V249L163 250V252L166 251L165 253H167ZM169 250H170V251H169ZM169 250H168V251L170 252V254H172V253H171L172 250H171V249H169ZM180 250H181V249H179V251H180ZM1 251H0V253H1ZM7 251L5 250V252H7ZM31 251H32V250H31ZM38 251H39V250H38ZM92 251L95 252L96 254H94ZM104 251L106 252V250H104ZM127 251H128V252H127ZM142 251H144V249H143ZM179 251H178V252H179ZM183 251H184V250H183ZM198 251H201V252H205V251H206V252H205V253L207 254L206 257L203 258V257L205 256V255H202L203 253L201 254L202 256H201V255H198ZM221 251H222V250H221ZM8 252H9V251H8ZM18 252H19V251H18ZM18 252H16V254H18ZM27 252H28V251H27ZM39 252H40V251H39ZM42 252H43V251H42ZM55 252H56V251H55ZM66 252H67V251H66ZM70 252H71V251H70ZM85 252H86V253H85ZM90 252L93 253V254H92L93 256L97 255V253L100 254V253H99L98 251H96V250H95V251H94V250H91ZM107 252H106V253H107ZM132 252H133V251H132ZM145 252H147V249L145 250ZM148 252H149V251H148ZM148 252H147V254H146V253H143L144 256H142V255L140 254V256H142L141 258H143V257L145 258V254H146V255H148V257L150 256V259H151V257H152V253H153V252H152V251H150V253H148ZM161 252H162V251H161ZM181 252H182V250H181ZM188 252H190V251H187V253H188ZM196 252H197V253H196ZM201 252H200V253H201ZM207 252H209V254H208ZM240 252H241V253H240ZM2 253H1V255H2ZM21 253L23 254V252H19V255H20ZM25 253H26V252H25ZM31 253H34V252H31ZM73 253H74V252H73ZM87 253H88V254H87ZM101 253H103V252H101ZM109 253H108V255H109ZM134 253H135V252H134ZM136 253H138V252H136ZM155 253H154V254H155ZM182 253H185V251L182 252ZM7 254H8V253H7ZM14 254H15V253H14ZM22 254H21V255H22ZM38 254H40V253H38ZM45 254L48 255L47 252H46ZM60 254H61V253H60ZM65 254L68 255V253H65ZM103 254H105V253H103ZM150 254H151V255H150ZM157 254H158V253H157ZM180 254H181V253L179 252V255H180ZM215 254H216V255H215ZM10 255H9V256H10ZM21 255L18 256V257H17V255L14 256V258H15V257H17L18 259L20 258V259H19V264H21V262H20V260L22 259V258H21ZM25 255H27V254H25ZM25 255H24V256H25ZM35 255H36V254H35ZM40 255H41V254H40ZM43 255H44V254H42L41 256H43ZM87 255H88V256H87ZM105 255H106V254H105ZM105 255H104V256H105ZM114 255H119V254L114 253ZM114 255H113V256H114ZM121 255H122V254L120 253L119 256H121ZM129 255L132 256V255H134V254L131 253V254H129ZM129 255H127L126 257L129 258V257H130ZM155 255H156V254H155ZM158 255H159V254H158ZM161 255H163V254L160 253L159 256H161ZM165 255H166V256L168 255V257H170L169 254H165ZM182 255H183V254H181V256H182ZM187 255H188V256H187ZM9 256L7 257V255H6V256L4 255V256H2V257H4V258L7 257V258H9ZM30 256H31V255H30ZM57 256H58V255H57ZM97 256H98V255H97ZM100 256H102V254H100ZM104 256H103V257H104ZM135 256H136V254H135L134 257L132 258V259H134V260H133L134 263H133V261H132V263H133V264H140V262L135 263L136 257H139V256H136V257H135ZM163 256H164V255H163ZM183 256H184V255H183ZM183 256H182V257H183ZM197 256H198V258H197ZM36 257H40V256L37 255ZM46 257H47V256H46ZM55 257H56V256H55ZM90 257H91V256H90ZM90 257H89V258H90ZM126 257H124V258H126ZM156 257H158V256L156 255ZM225 257H224V258H225ZM233 257H234V256H233ZM10 258H11V257H10ZM14 258L11 259V260H14V261H15L16 258H15V259H14ZM23 258H24V257H23ZM28 258H29V257H28ZM31 258H32V257H31ZM34 258H35V257H34ZM40 258L43 259V257H40ZM51 258H52V257H51ZM53 258H54V257H53ZM60 258H61V255H60ZM78 258H79V257H78ZM80 258H79V259H80ZM111 258H110L109 260H107L108 258L105 259V257H104V259L106 260V263H107V262H110ZM130 258H131V257H130ZM130 258H129V261L132 260V259L130 260ZM139 258H140V257H139ZM144 258H143V260L146 261V259H144ZM146 258H147V257H146ZM161 258H162V256H161ZM161 258H160V259H161ZM163 258H165V257H163ZM163 258H162V259H163ZM170 258H171V257H170ZM216 258H217V257H216ZM227 258H228L229 260H228ZM238 258H239V259H238ZM240 258H241V259H240ZM0 259H1V256H0ZM18 259H16V260H17V263H18ZM49 259H50V256H49ZM70 259H71V258H70ZM92 259H93V258H92ZM116 259H117V258H116ZM119 259H120V258H119ZM126 259H127V258H126ZM153 259H154V258H153ZM156 259H157V258H156ZM160 259H159V260H160ZM162 259H161V261H159V260H158V261H159V262H162ZM183 259H184V258H182V260H183ZM185 259H184L183 261H184V263L186 264ZM204 259H205V260L207 259V261H205ZM221 259H222V258H221ZM237 259L239 260V263H237V261H238ZM7 260H8V259H7ZM9 260H10V259H9ZM22 260H23V259H22ZM22 260H21V261H22ZM33 260H34V259H33ZM33 260H32V262H30V264L35 262V260H34V262H33ZM37 260H38V258H37ZM45 260H46V259H45ZM82 260H83V261H82ZM89 260L92 261L91 258H90ZM94 260H95V259H94ZM117 260H118V259H117ZM117 260H116V262H114V260H113V258H112V261H113L114 263H116V264H117ZM127 260H128V259H127ZM138 260L140 261V259L137 258V261H138ZM154 260H155V259H154ZM154 260H151V262H153ZM163 260L166 261L165 259H163ZM210 260H211V261L214 260L212 263H214V262L216 261L215 258L210 259ZM218 260H220V257H218ZM244 260H242L243 263H245ZM1 261H2V264H4V263L6 264V263L9 262V261H6V258H5L4 260H3V259L0 260V262H1ZM3 261H4V263H3ZM5 261H6V262H5ZM23 261H24V260H23ZM23 261H22V262H23ZM27 261H28V260H27ZM30 261H31V260H30ZM40 261H41V260H40ZM73 261H76V260H73ZM95 261H97V259H96ZM101 261H102V260H101ZM155 261H156V260H155ZM178 261H180V260H178ZM220 261H221V260H220ZM11 262H12V261H11ZM48 262H50V261L48 260ZM81 262H79V263L76 262V263H77V264H80ZM85 262H86V261H85ZM88 262H89V261H88ZM104 262H105V261H104ZM141 262H142V260H141ZM151 262H150V263H151ZM167 262H168V261H167ZM169 262H170L169 264H172V263H171L172 260L169 261ZM217 262H219V261H217ZM223 262H224V261H221V263H223ZM45 263H46V262H45ZM54 263H55V262H54ZM76 263H75V262L73 263L72 261H71V263H70V261L68 262V264H76ZM96 263L99 264V263H103V262H99V263H98V261H97ZM120 263H121V260H120L119 264H120ZM144 263H145V262H143V264H144ZM147 263H149V262L147 261ZM153 263H155V262H153ZM153 263H151V264H153ZM165 263H166V262H164L163 264H165ZM181 263H182V261L180 262V264H181ZM184 263H183V264H184ZM212 263H211V264H212ZM230 263H229V264H230ZM0 264H1V263H0ZM8 264H10V263H8ZM11 264H12V263H11ZM14 264H16V263H14ZM23 264H25V262H24ZM34 264H35V263H34ZM60 264H61V263H60ZM63 264H65V263H63ZM92 264H93V262H92ZM103 264H104V263H103ZM107 264H108V263H107ZM110 264H111V263H110ZM121 264H122V263H121ZM145 264H146V263H145ZM161 264H162V263H161ZM173 264H176V263L174 262ZM177 264H178V263H177ZM214 264H216V263H214ZM253 264H254V263H253Z\"/></svg>",
    "mask_w": 264,
    "mask_h": 264
}]
</instances>
